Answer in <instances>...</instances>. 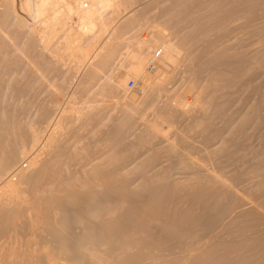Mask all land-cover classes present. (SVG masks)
I'll list each match as a JSON object with an SVG mask.
<instances>
[{
    "label": "rangeland",
    "instance_id": "374dc122",
    "mask_svg": "<svg viewBox=\"0 0 264 264\" xmlns=\"http://www.w3.org/2000/svg\"><path fill=\"white\" fill-rule=\"evenodd\" d=\"M5 1V2H3ZM7 0H2L0 1V62L3 61V63H0V135H6V133L8 134V128L4 126L5 124H8V122L12 119V121H14L13 126L15 125L16 128H20L19 130L21 131V129L23 131H25L24 129L29 128L30 126H32L33 128L37 129L40 136L43 135V137L48 138V136L50 134H54L55 132L59 135V137L57 138V134L55 136V134L52 136L55 141H54V145L55 148H53V146H49V148L46 150V144L45 143V139L41 137L40 139V145H36L34 146V148H29V144H22L23 141L28 143L26 141L25 138H23L22 134H18L20 135V137H16L15 135V140L13 139H8L9 143H11L12 147H15V150H22L23 149V153L18 154L17 158L15 159V163H13V165H10L9 167V172L10 175H12V172L15 170H19L20 168L23 169L22 172L25 170V168L27 169V161L29 159L32 158V155H39L38 160L41 162H49L52 158H50L51 156L53 157L54 154H56L55 159L58 155L59 158L61 159L63 156L65 157L64 159H61L62 163H64L62 165V167H60L61 165L58 164V166L55 164V159L54 161V166H57V168L52 167L53 163H48L50 164L49 166H51L50 172L54 173V174H59L57 173V170L59 172H61V175L59 174V178L60 181H62V183L64 184L65 182L68 181H72L70 178L73 179L72 182H70L73 186L71 188V185L69 187H65L68 188L66 190H63V192L65 191L66 194L67 192L73 191L71 193V195L69 196H64L66 194H62V191L56 192L57 188H49V189H45L48 188L46 187V184L48 185V180L47 179H43L40 181V183H44L43 185L40 184L42 186L44 190L43 194L46 196L53 197L55 196L57 193L61 194L62 198H66L64 200H69V203L66 201L65 204H67V206L65 207L63 205V208L66 210H70L72 209V206L76 205V204H80V207H84L80 208L78 205V207L81 209L82 211V215H84V218H87L86 221H89V223H91V225H97L98 223L100 224L103 220V216H98L97 214H95V210L96 212H100L101 209H103V205H105V207H110L113 208L111 205H115V209H116V214L117 212L121 213L120 208L122 209L123 205L127 208L125 209H129L131 208V205L129 206V204H132L134 202H136L137 200L139 201L138 203L140 204L141 202L145 201V199L148 200H152L155 199L157 200L156 203H159V206L161 208V212H166L163 213L165 214L164 217L167 215V213H169L167 216L170 219H175L176 218V213L179 216H182L181 214H185L186 212H190V209L193 208V213H187L188 217L183 218L182 220H189V221H185V224L190 225L195 231V233H193L194 235H189L191 236L189 241L192 242H186V238L185 240L183 239L182 242L185 241V244L182 243L181 247V243L179 244H175L173 242V240L171 241H167V239L169 237H167V231L166 233H162V231L164 230L165 227H167V222L164 223L163 225H159L160 223H163V221L161 219V217L159 216L156 219V222H153L157 225H154L153 222L149 221L148 223V234L151 235L152 232L156 234H161L162 235H155L153 236V233L151 235V237L153 236L154 238L157 237L160 239H165L164 242H159V249L161 248L163 249L164 254H161L160 257L163 258V256L165 255L164 259H166V261L169 263V261L171 262V264H177L180 263L179 261L177 262L176 260H178L180 258L181 263H184L186 260L185 258L189 257L190 254V247H186V246H191V248H193L195 251L199 253L201 251H205L207 249V247L212 243H216L217 240L218 242L223 240V239H229V237L231 238V233L229 232H233V230H235L236 228V224L238 225V221L239 224L241 222H246L243 221L245 217L249 218V217H255V219H258L260 225H256L254 227V231L257 230L259 228V226L261 227V229L264 228L263 224L264 221L262 220V218H264V205L261 203L262 201H260V199H254L253 197H249L251 196L253 191H256L258 189V187L260 185H263L264 182V165H262V163L264 164V66L262 67V65H264V0H117V3H120L119 6H117L115 8V11L113 9L112 11V6H110L109 8L106 9L107 13H105L106 11H104L103 16L104 18L109 19L108 21L111 23L110 29H114L116 28V30L121 27H125L123 32L119 33L120 35L117 33V36H120V38L122 37L123 40H118L119 43L116 45L118 49L115 50L114 54L116 55L114 58V55L111 56L112 59H110V63L108 64L107 62L105 63V61H107V59L101 60L103 58H100L98 56V58H100V60L97 58L96 61L93 58H96L97 56H93L92 59L86 60V62H84V64H76L75 59L73 60V58L68 57V55H62V58H60V56H55V54L57 52L59 53H64L62 50L63 48V41H62V35H60V30L59 32L56 31V33H53L55 35H52L50 38V41L46 44H51L48 48L49 50H47L48 48L45 47V50H47L46 52L44 51V47L41 46H46V44L43 45V42H41L42 44L40 45V40H38L37 36H35L34 40H38L39 42L36 43L37 46L35 45V41L32 40V34L29 36V34L32 32L33 28L38 27V20L36 17L38 15L37 13V7H39V5L41 6L43 1L42 0H30L31 4L34 6V9L29 10L31 13L29 15V12H26L25 8L23 9V5L22 2L24 0H8L9 4L11 5L9 7V4L6 2ZM127 1V2H126ZM189 1L191 3H189ZM193 1V2H192ZM221 1V2H220ZM248 1V2H247ZM259 3H258V2ZM122 2V3H121ZM124 2V3H123ZM126 2V3H125ZM173 2V3H172ZM180 2V3H178ZM198 2L200 3V5L198 4ZM220 2V3H219ZM230 2V3H229ZM232 2V3H231ZM244 2V3H242ZM246 2V3H245ZM3 3V4H2ZM5 3L8 5H5ZM129 3V4H128ZM176 3V5H174ZM182 3V4H181ZM212 3V5H211ZM216 3V4H215ZM229 3V4H228ZM257 3V5H256ZM135 4V5H134ZM168 4V6H166ZM181 4V5H180ZM219 4V5H218ZM222 4V5H221ZM235 4V5H234ZM237 4V5H236ZM252 4L254 7H252ZM124 5V6H123ZM179 5V6H178ZM187 6L185 8V6ZM193 5V6H192ZM205 5V6H204ZM229 5V6H228ZM241 5V6H239ZM20 6V7H19ZM127 6V7H125ZM177 6V8H176ZM202 6V7H201ZM204 6V7H203ZM214 6V7H213ZM217 6V7H216ZM223 6V7H222ZM233 6V7H232ZM239 6V7H238ZM244 6V7H243ZM259 6V7H258ZM261 6V7H260ZM9 7V8H7ZM125 7V8H123ZM166 7V8H165ZM174 7V8H173ZM182 7V8H180ZM195 7V8H194ZM246 7V8H245ZM252 7V8H251ZM256 7V8H255ZM4 8V9H3ZM185 8V10H184ZM189 8V9H188ZM219 9V12H217V10ZM223 8V9H222ZM251 8V9H250ZM261 8V10H260ZM9 9V10H7ZM110 9V10H109ZM129 9V10H128ZM168 9V10H167ZM181 11H180V10ZM186 9H188V11L186 12ZM211 9V10H210ZM223 11H222V10ZM244 9V10H243ZM249 11H248V10ZM253 9V11H252ZM5 10V12H4ZM109 10V11H108ZM164 10V11H163ZM172 10V11H171ZM198 12H197V11ZM229 10V11H228ZM232 10V11H230ZM238 10V11H237ZM256 10V11H255ZM259 10V11H258ZM11 13H10V12ZM15 11V12H14ZM114 13H112V12ZM170 11V12H169ZM204 11V12H203ZM215 11V12H214ZM228 11V12H226ZM241 11V12H240ZM247 13H246V12ZM3 12V13H1ZM8 12V13H7ZM130 12V13H129ZM137 12V13H136ZM202 12V13H201ZM224 14H223V13ZM232 12V13H230ZM252 12V13H250ZM6 13V14H5ZM14 13V14H13ZM109 13V14H108ZM112 13V14H110ZM168 13V14H167ZM188 16H187V14ZM191 13V14H190ZM222 13V14H221ZM246 13V14H245ZM12 14V15H11ZM107 14V16H106ZM114 14V16H113ZM167 14V15H166ZM219 14V15H218ZM238 14V15H237ZM253 14V15H252ZM262 16H261V15ZM15 15V16H14ZM29 15V16H28ZM109 15H112L109 17ZM116 15V17H115ZM222 15V17H221ZM233 15V16H232ZM249 15V16H248ZM2 16V17H1ZM28 16V18L26 17ZM131 16V17H130ZM135 16V17H134ZM182 16V17H181ZM211 16V17H210ZM218 16V17H217ZM220 16V18H219ZM226 16V17H225ZM253 16V17H252ZM16 17V18H15ZM122 17V18H121ZM129 17V18H128ZM133 17V18H132ZM189 17V18H188ZM215 17V18H214ZM225 17V18H224ZM251 17V18H250ZM260 17V18H259ZM6 18V19H5ZM23 20L22 25L20 23V20ZM27 20H26V19ZM67 18V19H66ZM131 18V21H130ZM170 18V19H169ZM205 18V19H204ZM207 18V19H206ZM214 18V19H213ZM219 18V19H218ZM223 18V19H222ZM248 18V20H247ZM112 19V21H111ZM114 19V20H113ZM216 19V21H215ZM222 19V20H221ZM230 19L232 21H230ZM253 19V20H252ZM255 19V20H254ZM262 19V20H261ZM66 23L63 27L65 28H71L73 30H77L78 28V21L75 17V15H71L70 17L65 16L63 19ZM121 20V21H119ZM128 20V22H127ZM171 20V21H170ZM189 20V21H188ZM192 20V21H191ZM235 20V21H234ZM245 20V21H244ZM10 21V22H9ZM14 21V22H13ZM17 23H16V22ZM25 21H28L27 23ZM114 21V22H113ZM213 21V22H212ZM247 21V22H246ZM252 21V23H251ZM13 22V23H12ZM19 22V23H18ZM220 24H219V23ZM225 22H227L225 24V26L223 25ZM233 22V23H232ZM235 22V23H234ZM239 22V23H238ZM260 22V24H259ZM5 23V24H4ZM29 23V25H28ZM109 23V24H110ZM120 23V24H119ZM127 23V24H126ZM156 25H155V24ZM180 23V24H179ZM205 23V24H202ZM212 23V24H211ZM218 23V24H215ZM257 23H258V27H257ZM263 23V25H261ZM27 24V25H26ZM35 24V25H34ZM126 24V26H125ZM152 24V25H151ZM169 24V25H168ZM215 24V26H214ZM254 24V25H253ZM115 25V26H114ZM121 26L119 28H117L118 26ZM129 25V26H128ZM177 25V26H176ZM189 25V26H188ZM211 25V26H210ZM217 25V26H216ZM220 25V27H219ZM223 25V26H221ZM236 25V26H234ZM244 25V26H243ZM256 25V27H255ZM260 25V26H259ZM8 26V27H7ZM36 26V27H35ZM150 26V27H149ZM197 26V27H196ZM214 26V27H213ZM228 26V27H227ZM108 27V28H109ZM115 27V28H114ZM142 27V28H141ZM158 27L159 31L156 30ZM225 27V28H224ZM240 27V28H239ZM251 27V28H250ZM252 27H255L254 29ZM17 28V29H16ZM25 28V29H24ZM53 28L55 30V26L50 27ZM128 28V29H127ZM133 28V29H132ZM145 28V29H144ZM147 28V29H146ZM207 28V29H206ZM212 28V29H211ZM233 28V29H232ZM237 28V29H236ZM243 28V29H242ZM261 28V29H260ZM7 29V30H6ZM13 29V30H12ZM30 29V30H29ZM32 29V30H31ZM60 29V28H59ZM126 29V30H125ZM157 32H161L160 34L162 35V39L167 41L168 43H170L172 46H174L176 49L175 50V55H177V57H175L174 61L170 60V59H166L164 58V47L160 44L161 41L158 42V44H153L151 42V40L149 41L151 35L153 34V32H155V30ZM217 29V30H216ZM252 29V31H251ZM260 29V30H259ZM6 30V31H5ZM18 30V31H17ZM20 30V31H19ZM23 30V31H22ZM29 30V32H28ZM117 30V32H118ZM154 30V31H153ZM164 30V31H163ZM179 30V31H178ZM213 30V31H212ZM237 30V31H236ZM258 30V31H257ZM2 31V32H1ZM109 29L108 32L106 31L105 33H103V38L101 40H105L107 39L108 35H109ZM113 31V30H111ZM132 31V32H131ZM135 31V32H134ZM137 31V32H136ZM191 31V32H190ZM263 31V32H262ZM16 32V33H14ZM18 32V33H17ZM126 32L124 35H129L131 38L133 37V39H128L125 38L126 36H121V33ZM181 32V34H180ZM207 32V33H206ZM218 32V33H217ZM220 32V33H219ZM235 32V33H234ZM7 33V34H6ZM10 33V35H9ZM22 33V34H21ZM29 33V34H28ZM62 33V32H61ZM186 33V34H185ZM190 33V34H189ZM216 33V35H215ZM234 33V34H233ZM12 34V35H11ZM15 37H14V35ZM25 34V35H24ZM167 34V35H166ZM177 34V35H176ZM180 37H179V35ZM189 34V35H188ZM213 34V36H212ZM223 34V35H222ZM7 35V36H6ZM139 35V36H138ZM166 35V36H165ZM169 35V36H168ZM222 35V36H221ZM12 36V37H11ZM19 36V37H18ZM26 36V37H25ZM55 36V37H54ZM62 36V37H61ZM139 39H138V37ZM187 36V37H186ZM197 36V37H196ZM217 36V37H216ZM221 36V37H220ZM57 37V38H56ZM102 37V34H101ZM144 37V39H143ZM181 37L184 39L180 40ZM255 37V38H254ZM8 39L6 41V39ZM17 38V39H16ZM24 38V39H23ZM31 38V39H30ZM54 38V39H53ZM141 38V39H140ZM148 38V39H147ZM192 40H191V39ZM214 38V39H213ZM231 40H230V39ZM5 39V40H4ZM53 39V40H52ZM56 39V40H55ZM127 39V40H126ZM138 39V45H141V43H143V41L148 42V43H143L146 45L143 47H141L142 52L145 54V58L147 60H145V62L142 64V69H139L138 74L133 73L132 70L129 68L131 67L130 64L133 63L134 58L131 57V55L136 52L135 49H137L136 44L131 45V42H137ZM143 39V41H142ZM189 39V40H188ZM213 39V40H211ZM12 42H11V41ZM23 40V41H22ZM28 40V43L26 42ZM30 40V41H29ZM52 40V42H51ZM62 43H61V41ZM127 43H126V41ZM142 42H141V41ZM147 40V41H146ZM194 40V41H193ZM216 40V41H215ZM227 40V41H226ZM234 40V41H233ZM15 41V42H14ZM32 41H34V47L31 46L32 48H34L35 50H33L31 47L28 48L29 44L33 43ZM54 41V42H53ZM100 41L97 45L99 47H94V51H98L101 45H99L101 42ZM120 41H125L124 43L120 42ZM130 43H129V42ZM175 41V42H174ZM180 41H182L181 43H185L181 44ZM193 43H191V42ZM231 41V42H230ZM6 42V43H5ZM10 42V43H9ZM21 42V43H20ZM31 42V43H30ZM37 42V41H36ZM135 42V43H136ZM196 42V43H194ZM221 42V43H220ZM4 43V44H3ZM8 43V44H7ZM23 43V44H22ZM56 43V44H55ZM125 43L127 44V46L125 45ZM132 43V44H133ZM151 43V45H150ZM174 43V44H173ZM181 45H180V44ZM187 43V44H186ZM190 43V44H189ZM220 43V44H219ZM3 44V45H2ZM11 44V45H10ZM60 44V45H57ZM130 44V45H129ZM193 44V45H192ZM58 48H57V46ZM155 47H154V46ZM161 45V46H160ZM208 45V47H207ZM218 45V46H217ZM5 46V47H4ZM16 46V47H15ZM27 46V48H26ZM59 46H62V48ZM119 46V47H118ZM131 46V47H130ZM183 46V47H182ZM9 47V48H8ZM18 47V48H17ZM25 47V48H23ZM125 47V48H124ZM130 47V48H129ZM3 48V51H2ZM7 48V49H6ZM43 48V49H42ZM113 48V47H112ZM110 50H113V49ZM153 52H152V50ZM157 48V49H156ZM163 48V50H162ZM222 48V49H221ZM227 48V49H226ZM6 49V51H5ZM29 49V50H28ZM42 49V50H41ZM57 49V52L55 51ZM61 51H59V50ZM120 49V50H119ZM125 49V50H123ZM130 49V50H129ZM144 49V50H143ZM155 49V50H154ZM183 49V50H182ZM207 49V50H206ZM225 51H224V50ZM14 50V51H13ZM22 54H21V52ZM23 50V51H22ZM33 50V51H32ZM43 52H41V51ZM133 50V51H132ZM138 50V49H137ZM147 50V51H146ZM182 50V51H181ZM192 50V51H191ZM229 52H228V51ZM251 50V51H250ZM19 51V52H18ZM26 51H30L31 54H33L32 56L30 55V53L26 52ZM150 51V52H148ZM179 51V52H178ZM186 51V52H185ZM206 51V52H205ZM222 51V52H221ZM224 51V52H223ZM249 51V52H248ZM110 53V51H108ZM164 52V53H163ZM202 52V53H201ZM210 52V53H209ZM236 52V53H235ZM12 53V54H11ZM17 54L16 56L18 58H16L15 54ZM24 53V54H23ZM29 54V55H26ZM49 53V54H47ZM55 53V54H54ZM119 53V56L117 58V54ZM150 53V54H149ZM186 55H185V54ZM201 53V54H200ZM204 53V54H203ZM213 53V54H212ZM219 53V54H218ZM18 54L20 56H18ZM163 56H162V55ZM189 54H191L189 56ZM225 54V55H223ZM229 56H227V55ZM258 54V55H257ZM263 54V55H262ZM38 55V56H37ZM42 57H41V56ZM148 55V56H147ZM179 55V56H178ZM215 55V56H214ZM2 56V57H1ZM11 59L8 60V58L6 59V57ZM55 56V57H53ZM66 56V57H64ZM107 56V55H106ZM158 56V57H157ZM182 56V57H181ZM198 56V57H197ZM201 56V57H200ZM205 56V57H204ZM227 56V57H226ZM233 56V57H232ZM262 56V57H261ZM25 57L28 59H25ZM38 57V58H37ZM51 57V58H50ZM125 57V58H124ZM149 57V58H148ZM152 57V58H151ZM161 57H163L161 59ZM200 57V58H199ZM216 57V60H215ZM222 57V58H221ZM248 57V58H247ZM252 59H251V58ZM257 57V58H256ZM1 58H3L1 60ZM13 58L16 60H13ZM24 58V59H23ZM53 58V60H52ZM55 58V59H54ZM65 58V59H64ZM130 58V59H129ZM206 58V59H205ZM19 59V60H18ZM30 59V60H29ZM39 59V60H38ZM64 59V60H63ZM68 59V60H67ZM116 59V60H114ZM117 59H119V61H117ZM127 59V60H126ZM132 59V60H131ZM180 59V60H179ZM188 59V61H187ZM190 59V60H189ZM233 59V60H232ZM236 59V60H235ZM257 61H256V60ZM18 60V61H17ZM21 60V61H20ZM23 60V61H22ZM38 60V61H37ZM63 60V61H62ZM112 60V61H111ZM121 60V61H120ZM126 60V61H125ZM130 60V61H129ZM162 60V61H161ZM167 60V62H166ZM201 60V61H200ZM204 60V61H203ZM215 60V61H214ZM260 60V61H259ZM8 61H14L12 62H8ZM16 61V62H15ZM20 61V62H19ZM31 61V63H30ZM54 61V63L52 62ZM68 61V62H67ZM71 64H70V62ZM94 65H93V62ZM100 61V62H99ZM101 61L103 63H105L106 65H102L99 67V63H101ZM127 61H129V65L127 64ZM161 61V62H159ZM184 61V62H183ZM186 61V62H185ZM194 61V62H193ZM209 61V62H208ZM214 61V62H213ZM243 61V62H242ZM251 61V62H250ZM263 61V62H262ZM19 62V63H18ZM26 62V63H25ZM75 62V63H74ZM98 62V63H97ZM132 62V63H131ZM165 62V63H164ZM191 65L190 66V63ZM210 64H208V63ZM218 62V63H217ZM237 62V63H236ZM253 62V63H252ZM261 62V63H260ZM8 63V64H7ZM9 63L11 65H9ZM17 63V64H16ZM51 63V64H50ZM92 63V65H91ZM167 63V65L165 66V64ZM199 63V65H198ZM242 63V64H241ZM263 63V64H262ZM4 64V65H3ZM25 64V66L23 65ZM27 64V65H26ZM76 64V66H75ZM95 64H98V68L97 65L95 67ZM114 64V65H113ZM116 64V65H115ZM122 64H127L122 65ZM146 64V66H145ZM185 64V65H184ZM187 64V67H186ZM189 64V65H188ZM197 64V65H196ZM207 64V65H204ZM217 64V65H216ZM259 64V65H257ZM14 65V66H13ZM22 65V66H21ZM52 67H51V66ZM56 65V66H53ZM69 65V66H68ZM75 67H74V66ZM111 65V66H110ZM119 65V66H117ZM122 65V66H120ZM196 65V66H195ZM209 65V66H208ZM213 65V66H212ZM10 66V67H9ZM48 66V67H47ZM81 68H80V67ZM88 66V67H87ZM90 66V67H89ZM104 69H103V67ZM110 68H109V67ZM129 66V67H127ZM144 66V67H143ZM185 66V67H184ZM190 66V67H189ZM205 66V67H204ZM220 66V67H219ZM2 67V68H1ZM9 67V69H8ZM15 67V68H14ZM26 67V68H25ZM37 67V68H36ZM84 67H87V69ZM94 67L96 70H94ZM118 67V68H117ZM166 67V68H165ZM192 67V68H191ZM258 67V68H257ZM18 68V69H17ZM40 68V69H39ZM67 68V69H66ZM75 68V69H74ZM80 68V69H78ZM83 68V69H82ZM91 68V69H90ZM102 68V69H101ZM109 68V69H108ZM144 68V69H143ZM156 68V69H155ZM207 68V69H206ZM209 68V69H208ZM212 68V69H211ZM7 69V71H6ZM35 69V70H34ZM43 69V70H42ZM53 69V70H52ZM70 69V71H69ZM83 71H82V70ZM88 69L89 72L92 70V72H90V75L88 73ZM99 69V70H98ZM101 69V70H100ZM126 69V70H124ZM214 69V70H213ZM238 69V70H237ZM31 70V71H30ZM60 70V71H59ZM79 70V71H78ZM109 70H111L110 72H108ZM116 70V71H115ZM129 70V71H128ZM155 70V71H154ZM158 70V72H157ZM185 70V71H184ZM188 70V72H187ZM192 70V71H191ZM194 70V71H193ZM208 70V71H206ZM3 71V72H2ZM24 71V73H23ZM28 73H26V72ZM75 73H74V72ZM94 71H100L104 73L99 74L97 72ZM149 71V72H148ZM205 71V72H204ZM2 72V73H1ZM33 72V73H32ZM122 72V73H121ZM129 74H128V73ZM146 72V73H145ZM151 72V73H150ZM157 72V73H156ZM164 72V73H163ZM187 72V75L186 73ZM191 72V73H190ZM26 73V75H25ZM30 73V74H29ZM82 73V74H81ZM107 73V74H106ZM112 73V74H110ZM118 73V74H117ZM126 73V74H125ZM133 73V74H132ZM144 73V74H143ZM213 73L215 75V77L213 76ZM221 75H220V74ZM33 74V75H32ZM37 74V75H36ZM60 74V75H59ZM65 74V75H64ZM77 74V75H74ZM80 74V75H79ZM99 74V76H98ZM151 74V75H150ZM162 74V75H161ZM190 74V75H189ZM209 74V75H208ZM218 74V75H217ZM232 74V75H231ZM235 74V75H234ZM82 75V76H81ZM91 78H89L88 77ZM94 75V76H93ZM122 75V76H121ZM127 75V77H126ZM145 75H149L147 78ZM189 75V76H188ZM205 75V78H204ZM211 75V76H210ZM228 75V76H227ZM7 76V78H6ZM75 76V77H74ZM86 76V77H85ZM93 76V79H92ZM97 76V77H96ZM101 76V77H100ZM104 79H103V77ZM117 76H119L120 78H118ZM143 76V77H142ZM153 79H152V77ZM162 76V77H161ZM194 76V77H193ZM224 76V78H223ZM17 77V78H16ZM80 77V78H79ZM84 79H82V78ZM100 77V78H99ZM108 77V78H107ZM115 77H117V79H115ZM155 77V78H154ZM193 77V78H192ZM199 77V78H198ZM209 77V79H208ZM221 77V78H220ZM231 77V78H230ZM4 78V79H3ZM96 78V79H95ZM99 78V79H98ZM116 80L117 84V89H116V83L114 85L115 88H111L113 89H109V86H105L103 84H105L108 79L110 82L114 83V79ZM146 79L145 80H143ZM235 78V79H234ZM79 79V80H78ZM103 81H101V80ZM107 79V80H105ZM159 82V87H158V83ZM160 79V80H159ZM200 80V81H197ZM214 79V80H213ZM8 80V81H7ZM84 80V81H83ZM90 80V81H88ZM93 80V81H92ZM95 80V81H94ZM97 80V81H96ZM100 80V83H98L97 85H93L96 82H98ZM124 80V81H123ZM142 80V81H141ZM153 80L155 82H153ZM207 80V81H206ZM213 82H212V81ZM235 80V81H234ZM78 81V82H77ZM82 81V82H81ZM119 81V82H118ZM122 81L124 83H122ZM152 81V82H151ZM169 81V82H168ZM192 81H194V83H192ZM197 81V82H196ZM216 81V83L214 82ZM5 82V83H4ZM9 82V83H8ZM77 82V83H76ZM86 82V83H85ZM89 82V83H88ZM102 82V83H101ZM107 82V83H108ZM110 82V84H112ZM135 82V83H134ZM145 82V84H144ZM148 82V83H147ZM150 82V83H149ZM165 82V83H164ZM204 82H205V86H204ZM219 82V83H218ZM226 82V83H225ZM106 83V84H107ZM147 83V84H146ZM155 83V85H154ZM157 83V85H156ZM189 83V84H188ZM214 83V84H213ZM224 83V84H223ZM77 84V85H75ZM100 84V85H99ZM106 89V91H103V87ZM105 84V85H106ZM157 88H154V86ZM213 84V85H212ZM217 84V85H216ZM221 84V85H220ZM235 84V85H234ZM50 85V88H49ZM62 87H61V86ZM74 85V86H72ZM86 85V86H85ZM140 85V87H139ZM148 85V86H147ZM165 85V86H164ZM203 85V86H201ZM234 85V86H232ZM55 86V87H54ZM65 86V87H64ZM67 86V87H66ZM70 86V87H69ZM79 86V89L77 88ZM84 86V87H83ZM95 86H97L95 88ZM163 86V87H162ZM168 86V87H167ZM170 86V87H169ZM190 86V87H189ZM192 86V87H191ZM194 86L196 88H194ZM214 86V87H213ZM7 87V88H6ZM54 87V88H53ZM60 87V88H59ZM82 87V88H81ZM89 87V89H88ZM93 87V88H92ZM108 87V88H107ZM120 89H119V88ZM153 89H152V88ZM206 87V88H205ZM221 87V89H219ZM28 88V89H27ZM57 88V89H56ZM62 88V89H61ZM73 88V89H72ZM91 88V89H90ZM102 88V89H101ZM151 91H150V89ZM192 88V89H191ZM201 90H200V89ZM205 88V89H204ZM210 88V89H209ZM216 88V90H215ZM55 89V90H54ZM77 89V90H76ZM86 89V90H85ZM104 89V90H105ZM108 89V90H107ZM116 89V90H115ZM122 89V90H121ZM140 89V90H139ZM149 89V91H148ZM224 89V90H223ZM9 90V91H8ZM66 90V91H65ZM91 94H90V91ZM99 90V91H98ZM109 90L110 93H109ZM120 90V91H119ZM158 90V91H157ZM164 90V91H163ZM166 90V91H165ZM168 90V91H167ZM227 90V91H225ZM54 91V94H52V92ZM102 91V92H101ZM144 91V92H143ZM160 91V92H159ZM201 94H200V92ZM222 91V92H221ZM232 91V92H231ZM83 92V94H82ZM105 92V94H104ZM121 92V94H120ZM123 92V94H122ZM125 92V94H124ZM149 96H148V94ZM157 92V94H156ZM165 92V94H164ZM168 97H165L167 96ZM170 92V94H169ZM172 92V94H171ZM218 92V93H217ZM29 93V94H28ZM49 94L52 96H49ZM60 94V95H59ZM64 94V97H63ZM70 94V95H69ZM80 94V95H79ZM88 94V96H87ZM98 94V95H97ZM103 94V95H102ZM107 94V95H106ZM136 94V95H135ZM163 94V95H162ZM199 94V95H198ZM25 95V96H24ZM93 98H92V96ZM109 95V96H108ZM116 95V96H115ZM122 95V96H120ZM134 95V96H133ZM141 95V96H140ZM171 95V96H170ZM198 95V96H197ZM227 95V96H226ZM45 96V97H44ZM48 96V97H47ZM62 96V97H61ZM69 96V97H68ZM81 96V97H80ZM100 96V97H99ZM105 96V97H104ZM115 96V98L113 97ZM160 96V97H159ZM197 96V98H196ZM200 96V98H198ZM226 96V97H225ZM43 97V99H42ZM61 97V98H60ZM87 97V99H85ZM119 97V99H118ZM158 98L159 100L155 99ZM171 97V98H170ZM50 98V99H49ZM58 98V99H57ZM70 100H69V99ZM81 98V99H80ZM90 98V99H89ZM111 98V99H110ZM131 98V99H129ZM141 98V99H140ZM148 98V99H147ZM221 98V99H220ZM223 98V99H222ZM21 99V100H20ZM26 99V100H25ZM52 99V100H51ZM84 99L86 100V102L84 101ZM98 103H97V101ZM114 99V100H113ZM144 99V100H143ZM146 99V100H145ZM153 99V100H152ZM162 101H161V100ZM166 99V100H165ZM170 99V100H169ZM31 100V102H29ZM60 100V101H59ZM79 100V101H78ZM118 100V101H117ZM123 105H121L122 103ZM126 100V101H125ZM141 100V101H140ZM151 100V101H150ZM177 100V101H176ZM187 100V101H186ZM53 101V102H51ZM55 101L56 104H59L58 102H60L59 105L55 106ZM90 101V102H89ZM112 101V102H111ZM130 102V105H133L131 108L132 111H129L130 114H128V112H125L124 109V103H128ZM138 101V103H137ZM144 101V102H143ZM153 101V103H152ZM168 101V102H167ZM176 101V102H175ZM179 101V103H178ZM194 101V102H192ZM37 102V103H36ZM77 102V103H76ZM79 102L81 104H79ZM96 102V103H95ZM101 102V103H100ZM103 102L105 105H103ZM133 102V103H132ZM135 102V103H134ZM175 102V103H174ZM181 102H183L182 104L184 105V109H182V105ZM185 102V103H184ZM189 102V103H188ZM200 102V103H199ZM214 102V104L212 103ZM240 102V103H239ZM19 103V104H18ZM30 104L29 105H27ZM46 103V104H45ZM54 103V105H53ZM68 103V104H67ZM70 103V104H69ZM132 103V104H131ZM142 103V104H141ZM147 103V104H146ZM154 103L155 106H154ZM162 103H164L162 105ZM168 103V105L166 104ZM194 105H193V104ZM213 105H212V104ZM229 103V104H228ZM23 106H22V105ZM39 104V105H38ZM41 104V105H40ZM48 104V105H47ZM95 104V106H94ZM100 104V105H99ZM120 104V105H119ZM139 104V105H138ZM172 104V105H170ZM189 104V105H188ZM200 104V105H199ZM211 104V105H210ZM236 104V105H234ZM67 107L64 108L62 106ZM75 105V106H74ZM77 105V106H76ZM84 105V107L81 108V106ZM91 105H93L91 107ZM116 105V106H115ZM119 105V106H117ZM151 105V106H150ZM167 105V108L164 106ZM181 105V107H179ZM190 108H188L187 106ZM224 105V106H222ZM19 106V108H18ZM29 106V108H28ZM49 106V107H48ZM69 106V107H68ZM80 106V107H79ZM99 106V107H98ZM123 106V108L121 107ZM159 106V108L157 107ZM164 106V108H163ZM169 106V107H168ZM191 106V107H190ZM202 106V107H201ZM19 110H16L17 108ZM23 107V108H22ZM39 107V108H38ZM45 107V108H44ZM58 107V109H57ZM61 107V108H60ZM98 107V108H97ZM104 107V108H103ZM117 107V110L114 109ZM135 107V108H133ZM137 107V109H136ZM156 107V108H155ZM161 107V108H160ZM171 107V108H170ZM174 107V109H173ZM196 107V108H195ZM206 107V108H205ZM227 107V108H226ZM32 108V109H31ZM35 108V109H34ZM43 110H42V109ZM52 108V109H51ZM85 111H84V109ZM109 108V109H108ZM113 108V110H112ZM142 110H141V109ZM170 108V110H168ZM179 108V109H178ZM181 108V110H180ZM188 110H187V109ZM202 108V110H201ZM211 108V109H210ZM21 109V110H20ZM26 109V110H25ZM45 109V110H44ZM64 109V110H63ZM66 109V110H65ZM77 111H76V110ZM91 109V110H90ZM96 109V111H95ZM104 109V110H101ZM108 109V110H107ZM136 109V110H135ZM147 109V110H146ZM150 112H149V110ZM152 109V110H151ZM155 109V110H154ZM158 109V110H157ZM162 109V110H161ZM198 109V110H196ZM208 109V110H207ZM222 109V110H221ZM224 109V110H223ZM3 113H2V111ZM5 110V111H4ZM11 110V112H10ZM36 110H38V112H36ZM48 110V111H47ZM71 110V111H69ZM75 110V111H74ZM79 110V111H78ZM89 112H88V111ZM122 110V111H121ZM146 110V111H145ZM165 110V112L167 113H163V111ZM185 112H183V111ZM187 110V111H186ZM197 112H196V111ZM206 110V111H205ZM214 113H213V111ZM216 110V111H215ZM20 111V112H18ZM28 111V112H27ZM42 113H41V112ZM63 111V112H62ZM94 111V112H92ZM135 111V112H134ZM142 111V112H141ZM156 111V112H154ZM168 111H173L174 113H169ZM183 113H182V112ZM194 111V112H193ZM201 111V112H199ZM221 111V112H220ZM6 112V115L5 113ZM25 114H24V113ZM30 112V113H29ZM52 112V113H50ZM54 112V113H53ZM61 112V113H60ZM70 112V113H69ZM72 112V113H71ZM81 112V113H80ZM105 112V113H104ZM114 112V113H113ZM123 112V113H122ZM132 112V113H131ZM160 112V113H159ZM188 112V113H187ZM193 112L194 116L192 115ZM199 112V113H198ZM206 112V113H205ZM209 112V113H208ZM218 112V113H217ZM2 113V114H1ZM14 113V114H13ZM37 113V114H36ZM45 113V114H44ZM66 115H64V114ZM83 113V114H82ZM93 113V114H92ZM109 113L111 115H109ZM146 113V116L150 119H148L144 114ZM186 113V114H185ZM205 115H204V114ZM4 114V115H3ZM8 114V115H7ZM13 114V115H12ZM49 114V115H48ZM60 114L61 117H60ZM76 114V115H75ZM86 114V115H85ZM88 114V115H87ZM95 114V115H94ZM104 116H103V115ZM122 114V115H121ZM143 114V115H142ZM167 114V115H166ZM170 114V116H169ZM174 114V115H173ZM197 114V115H196ZM216 114V115H215ZM220 114V115H219ZM3 115V116H2ZM15 115V116H14ZM29 115V116H27ZM38 115V116H37ZM46 115V116H45ZM81 115V116H80ZM92 115V116H90ZM114 115V116H113ZM142 115V116H141ZM165 115V116H163ZM192 115V117L190 116ZM199 115V116H198ZM201 115V116H200ZM207 115V116H206ZM8 116V117H7ZM14 116V117H13ZM38 118H35V117ZM55 116V117H54ZM68 116V117H67ZM102 116V117H101ZM119 116V117H118ZM124 116V117H123ZM131 116V117H128ZM135 116V117H134ZM145 116V117H143ZM157 116V117H156ZM169 118H167V117ZM172 116V117H171ZM186 116V117H183ZM190 116V117H189ZM197 116V117H196ZM203 116V117H202ZM227 116V117H226ZM27 117V118H25ZM31 117V118H30ZM53 117V118H52ZM71 117V119H70ZM85 117V118H84ZM91 117V118H89ZM100 117V118H99ZM107 117V118H106ZM113 117V118H112ZM124 121H122L123 119ZM156 117V118H155ZM171 117V118H170ZM181 117V119H180ZM188 117V118H187ZM200 117V118H199ZM212 117V118H211ZM219 117V118H218ZM221 117V118H220ZM11 118V119H10ZM35 118V119H34ZM42 118V119H41ZM59 118V119H58ZM65 118V119H63ZM77 118V121H76ZM94 118V119H92ZM99 118V119H98ZM144 118V119H143ZM154 118V119H153ZM166 118V119H164ZM183 118V119H182ZM191 118V119H190ZM194 118V119H193ZM7 119V120H6ZM37 119V120H36ZM45 119V120H44ZM103 119V121H102ZM107 121H106V120ZM132 119V120H131ZM159 121H158V120ZM172 119V120H171ZM202 119V120H201ZM204 119V120H203ZM228 119L230 121H228ZM5 120V121H4ZM34 120V122L32 121ZM67 120V121H66ZM71 120V121H70ZM82 120V121H81ZM89 120V121H88ZM93 120V121H92ZM99 120V121H98ZM152 120V121H151ZM170 120V121H169ZM181 120V121H180ZM187 120V121H186ZM253 120V121H252ZM38 121V122H37ZM62 121V122H61ZM66 121V122H65ZM86 121V122H85ZM141 123V124H139ZM142 121V122H141ZM174 124H172V122ZM175 121V122H174ZM210 121V122H209ZM7 122V123H5ZM33 122V123H32ZM42 122V123H41ZM57 122V123H56ZM70 122V123H69ZM79 122V123H77ZM82 122V123H81ZM88 122V123H87ZM120 122V124H119ZM123 122V123H122ZM125 122V123H124ZM137 122V123H136ZM151 122V123H150ZM182 122V123H181ZM208 122V123H207ZM213 122V123H212ZM5 123V124H4ZM17 123V124H16ZM20 123V124H19ZM48 123V124H47ZM81 123V124H80ZM95 123V124H94ZM135 123V125H134ZM143 123V124H142ZM164 123V124H163ZM195 123V124H194ZM198 123V125H197ZM203 123V124H202ZM223 123V124H222ZM235 123V124H234ZM24 124V125H22ZM30 124V125H29ZM60 124V126H59ZM85 124V125H84ZM91 124V126H90ZM106 124V125H105ZM114 124V125H113ZM118 124V125H117ZM123 124V126H122ZM139 124V125H137ZM160 124V125H159ZM171 124V126H170ZM188 124V125H186ZM201 124V125H200ZM213 124V125H212ZM229 124V125H228ZM233 124V125H232ZM22 125V126H21ZM50 125V126H49ZM55 125V126H54ZM65 125V127H64ZM78 125V126H77ZM80 125V126H79ZM99 125V126H98ZM102 125V126H101ZM128 125V126H127ZM142 125V126H141ZM146 125V126H145ZM153 127H152V126ZM154 125H157L156 127ZM184 125V126H183ZM186 125V126H185ZM240 125V126H239ZM25 126V127H24ZM44 126V128H43ZM57 126V127H56ZM77 126V128H76ZM107 126V127H106ZM118 126V128H117ZM122 126V127H121ZM131 126V127H129ZM135 126V127H134ZM137 126V127H136ZM141 126V127H140ZM159 126V127H158ZM165 126V127H164ZM169 126V128H168ZM191 126H196L194 127H190ZM228 126V127H227ZM233 126V128H232ZM243 126V127H242ZM5 129H2V128ZM23 127V128H21ZM31 127V128H32ZM52 127V128H51ZM56 127V128H54ZM84 127V129H83ZM147 129H146V128ZM155 127V128H154ZM158 127V128H157ZM174 127V128H173ZM184 127V128H183ZM189 127V128H188ZM198 127V128H197ZM202 127V128H201ZM210 127V128H209ZM215 127V128H214ZM224 127V128H223ZM226 127V128H225ZM65 128V129H64ZM87 128V130H86ZM98 128V130L101 132H99L98 130L96 131V129ZM132 128V129H131ZM139 128V130H138ZM160 128V129H159ZM165 128V129H163ZM168 128V129H167ZM196 128V129H195ZM209 128V129H208ZM223 128V129H222ZM232 128V129H231ZM54 129V130H52ZM80 129V130H78ZM120 132H117L118 130ZM121 129V130H120ZM127 129V130H126ZM131 129V130H130ZM142 129V130H141ZM152 129V130H151ZM156 129V130H155ZM163 129V130H162ZM171 129V130H170ZM175 131H172L174 130ZM184 129V130H183ZM188 129V130H186ZM200 131H199V130ZM231 129V131H230ZM235 131H232V130ZM18 130V131H19ZM51 130V131H50ZM58 130V132H57ZM61 130V131H60ZM86 132H85V131ZM111 130V131H110ZM142 132H141V131ZM154 130V131H153ZM158 130V131H157ZM160 130V132H159ZM178 130V131H177ZM192 130V132H190ZM226 130V131H225ZM244 130V131H243ZM21 131V132H23ZM148 134H147V132ZM151 131V132H150ZM156 131V132H155ZM165 131V132H164ZM172 131V132H171ZM195 131V132H194ZM202 131V132H201ZM213 131V132H212ZM218 131V132H217ZM51 132V133H50ZM54 132V133H52ZM62 132V133H61ZM96 132V133H95ZM111 132V133H110ZM137 132V133H136ZM159 132V134H158ZM176 132V133H175ZM181 132V133H180ZM227 132V133H226ZM232 132V133H231ZM246 132V133H245ZM50 133V134H48ZM86 135H85V134ZM101 137H100V135ZM130 133V135H129ZM132 133V134H131ZM141 133V134H140ZM144 133V134H143ZM159 135V136H157ZM162 133V134H161ZM191 133V134H189ZM203 133V134H202ZM213 133V134H212ZM220 133V135H219ZM230 133V134H229ZM243 133V134H242ZM78 134V135H77ZM81 134V136H80ZM107 134V135H106ZM119 134V135H118ZM136 134V135H135ZM140 136H139V135ZM175 134V135H174ZM179 134V135H178ZM181 134V136H180ZM189 134V135H188ZM229 134V135H228ZM247 134V135H246ZM85 135V136H83ZM92 135V136H91ZM94 135V136H93ZM104 135V137H102ZM111 135V136H110ZM122 135V136H121ZM138 135V138H137ZM170 135V136H169ZM197 135V136H196ZM216 135V136H215ZM246 135V136H245ZM61 136V137H60ZM87 136V137H86ZM91 136V137H90ZM98 136V137H95ZM134 136V138L132 137ZM144 136V137H143ZM155 136V137H154ZM178 136V137H177ZM179 136H180V140H179ZM189 136V137H188ZM192 136V137H190ZM194 136V137H193ZM219 136V138H217ZM230 136V137H229ZM242 136V137H241ZM13 137V136H12ZM9 136V138H12ZM50 137V136H49ZM109 137V138H107ZM114 137V138H113ZM118 137V138H117ZM136 137V139H135ZM142 137L144 139H142ZM149 137V139H148ZM163 137V138H162ZM213 137V138H212ZM226 137V138H225ZM16 138L18 140H16ZM58 140H57V139ZM107 138V139H105ZM114 140H113V139ZM125 138V139H124ZM141 140H140V139ZM154 138H156L154 140ZM158 138V139H157ZM163 140H161V139ZM169 138V139H168ZM173 138V139H172ZM183 138V139H181ZM217 138V139H216ZM228 138H232V139H228ZM241 138V139H240ZM22 139V140H21ZM44 139V140H42ZM112 139V140H111ZM127 139V140H126ZM134 139V140H133ZM148 140V142L146 140ZM168 139V140H167ZM191 139V140H190ZM199 141H196V140ZM224 139V140H223ZM239 139V140H238ZM245 139V140H244ZM42 140V141H41ZM98 140V142H97ZM103 142H101V141ZM104 140V141H103ZM123 140V141H122ZM139 140V141H138ZM175 140V141H174ZM222 140V141H221ZM231 140V141H230ZM12 141V142H11ZM58 141V142H56ZM107 141V142H106ZM142 143H141V142ZM146 143H145V142ZM179 141V142H178ZM181 141V143H180ZM227 141V142H226ZM237 141V142H236ZM22 142V143H21ZM63 142V145H62ZM64 142L66 144H64ZM118 142V143H117ZM122 142H124L122 144ZM144 142V143H143ZM154 142V143H153ZM159 142V144H158ZM173 142V143H172ZM195 142V143H193ZM204 142V143H203ZM226 142V143H225ZM233 142V143H232ZM102 143V144H101ZM129 143V144H127ZM133 143V144H132ZM196 143H198L196 145ZM22 144V145H21ZM59 144V145H57ZM61 144V145H60ZM106 144V145H105ZM153 144V145H151ZM161 144V145H160ZM174 145L172 147V145ZM178 144V145H176ZM24 145V147H23ZM45 145V147L43 146ZM102 145V146H101ZM132 145V146H131ZM135 145V146H134ZM145 145V147H144ZM147 145V146H146ZM148 145H150L148 147ZM163 145V146H162ZM167 145V146H166ZM169 145V148H168ZM183 145V147H182ZM185 145V146H184ZM208 145V146H207ZM226 145V146H225ZM238 145V146H237ZM19 146V147H18ZM58 146V148H56ZM73 146V148H72ZM98 146V147H97ZM156 146V147H155ZM179 146V147H178ZM192 146V147H191ZM194 146V147H193ZM199 146V147H198ZM203 146V147H202ZM23 147V148H22ZM42 147H44V149H42ZM75 147V148H74ZM125 147V148H124ZM133 147V148H132ZM182 147V148H181ZM190 147V148H189ZM208 147V148H207ZM222 147V148H221ZM224 147V149H223ZM226 147V148H225ZM40 148V149H39ZM53 148V149H52ZM62 148V149H61ZM72 148V149H71ZM102 148V149H101ZM114 148V150H113ZM157 148V149H156ZM166 148V149H165ZM168 148V149H167ZM175 148V150H174ZM179 148V149H178ZM193 148V149H192ZM211 148V149H210ZM214 148V149H213ZM39 149V150H38ZM75 149V150H74ZM77 149V150H76ZM86 149V150H85ZM145 149V150H144ZM148 149V150H147ZM152 149V151H151ZM162 149V151H161ZM166 151H165V150ZM188 149V151H187ZM26 150V151H24ZM37 150V151H36ZM41 150V152H40ZM49 150V153L46 152ZM56 150V151H53ZM119 150V151H118ZM122 150V152H121ZM127 150V151H126ZM164 150V151H163ZM182 150V151H181ZM193 150V151H191ZM215 150V151H214ZM36 151V152H35ZM44 151V152H43ZM86 151L88 152V154L86 153ZM94 151V152H93ZM107 151V152H106ZM127 153H126V152ZM150 151V152H149ZM173 151V152H172ZM181 151V152H180ZM184 151V152H183ZM186 151V152H185ZM214 151V152H212ZM242 151V152H241ZM39 154H38V153ZM52 152V153H50ZM78 152V156L76 157L75 153ZM118 152V153H116ZM121 152V153H120ZM154 152V153H152ZM175 152V153H174ZM188 152V153H187ZM195 152V153H194ZM206 152V153H205ZM209 152V153H208ZM228 152V153H227ZM72 153V154H71ZM80 153V154H79ZM86 153V154H85ZM123 153V154H122ZM149 155H148V154ZM160 153V154H159ZM198 153H201L200 155ZM208 153V154H207ZM228 155H227V154ZM24 154V155H23ZM70 159H69V156ZM75 154V155H74ZM144 154V155H143ZM146 154V155H145ZM152 154V155H151ZM210 154V155H209ZM215 154V155H214ZM63 155V156H62ZM67 155V156H65ZM73 155L75 156L73 159ZM80 155V156H79ZM114 157H113V156ZM129 155V156H128ZM151 155V156H150ZM185 155V156H184ZM197 155V156H196ZM222 155V156H221ZM234 155V156H233ZM43 156V157H42ZM96 156V157H95ZM107 156V159L105 158ZM125 156V157H124ZM145 156V157H144ZM158 156H160L158 158ZM175 156V157H174ZM229 156V157H228ZM22 157V158H21ZM28 157V158H27ZM31 157V158H30ZM72 157V158H71ZM80 157V158H79ZM100 157V158H98ZM110 157V158H109ZM144 157V158H143ZM150 159H149V158ZM169 157V158H168ZM183 157V160H182ZM231 157V158H230ZM44 160H43V159ZM93 158V159H92ZM104 160H103V159ZM124 160H123V159ZM126 158L128 160H126ZM171 158V159H170ZM181 158V159H180ZM50 159V160H49ZM52 159V160H53ZM68 159V160H67ZM85 161H84V160ZM92 159V160H91ZM109 159V160H108ZM111 159H113L112 161H116L114 162V166H111L113 164V162H111ZM146 159V160H145ZM163 159V160H162ZM170 159V160H169ZM186 159H188L186 161ZM233 159V160H232ZM43 160V161H42ZM65 160V162H64ZM71 160V163L69 164ZM84 162H83V161ZM89 160V161H88ZM91 160V161H90ZM103 162H101V161ZM106 160V161H105ZM140 160V161H139ZM143 160L145 161L143 163ZM157 160V161H156ZM191 160V161H190ZM206 160V162H205ZM69 161V162H68ZM88 161V162H87ZM129 161V162H128ZM139 161V162H138ZM177 161V162H176ZM185 161V162H184ZM204 161V162H203ZM57 162V161H56ZM58 162V163H60ZM80 162V163H79ZM86 162V163H85ZM93 162V163H92ZM96 162V163H95ZM109 164H106V163ZM121 162V163H120ZM142 162V163H140ZM155 162V164L153 163ZM166 164H165V163ZM200 162V163H199ZM227 162V163H226ZM229 162V163H228ZM261 162V163H259ZM85 163V164H84ZM89 163V164H88ZM92 165H91V164ZM99 163V164H98ZM106 165H105V164ZM133 163V164H132ZM149 163V164H148ZM180 163V164H179ZM183 163V164H182ZM189 163V165H188ZM47 164V165H48ZM52 164V165H51ZM66 164V166H65ZM74 164V165H73ZM77 164V165H76ZM94 164V165H93ZM118 166H117V165ZM143 164V165H142ZM148 164V165H147ZM153 164V165H152ZM176 164V165H175ZM182 164V165H181ZM201 164V165H200ZM29 165V163H28ZM68 165V167H67ZM102 165V167H101ZM109 165V166H108ZM162 165V166H161ZM164 165V166H163ZM181 165V166H180ZM187 165V166H186ZM25 166V167H24ZM95 166L97 167H101V169H103V171L107 170L110 171V169H112V167H114L115 172H117L116 176H120L122 177L125 181L122 180V178H120L122 180V185L121 184V180L119 179V181L115 180L116 182H118V184H116L114 181V183L112 182L113 179H111V181L109 182L110 184H114V186L112 187V185H108L109 188H106V190L102 191V185L100 183H104L105 180H102L101 177H99L97 180L93 179L92 175V169L95 168ZM108 166V167H107ZM117 166V167H116ZM121 166V167H120ZM123 166V167H122ZM132 166H134V169L132 168ZM161 166V168H160ZM169 166V167H167ZM178 166V167H175ZM263 166V167H262ZM14 167V168H13ZM19 169H18V168ZM62 168L60 171V168ZM65 167V168H64ZM94 167V168H91ZM110 167V168H109ZM116 167V168H115ZM148 167V168H147ZM195 167V168H194ZM197 167V168H196ZM260 167V168H259ZM75 168V170H74ZM107 168V169H106ZM121 168V169H120ZM128 168V169H127ZM160 172H159V170ZM175 168V169H174ZM184 168V169H182ZM192 168V169H190ZM200 170H199V169ZM258 168V170H257ZM11 169V170H10ZM56 169V171H54ZM67 171H66V170ZM85 169V170H83ZM91 169V170H89ZM105 169V170H104ZM112 169V170H114ZM147 169H149L147 171ZM152 169V172H150ZM154 169V170H153ZM13 170V171H12ZM78 170V172H77ZM89 170V171H88ZM111 170V174L114 176V171ZM121 172H120V171ZM125 170H127L125 172ZM137 172H136V171ZM145 170V171H144ZM167 170V171H166ZM185 170V171H184ZM14 171V172H15ZM16 171V172H17ZM20 171V170H19ZM69 171V173H68ZM82 171H84L82 173ZM88 173H87V172ZM140 171V173L138 172ZM181 171V172H180ZM263 171V172H261ZM13 172V174H14ZM49 172V169H48ZM72 172V173H71ZM90 172V173H89ZM92 172V173H91ZM150 172V175L148 174ZM166 172V174H165ZM180 172V173H179ZM256 172H258L256 174ZM8 173H5L7 175H5V177L3 176V178H6V176H8V178H11L10 175ZM110 173V172H109ZM137 173V174H136ZM170 173V174H169ZM172 173V174H171ZM255 175H253V174ZM263 173V175L261 174ZM82 174V175H81ZM85 174V175H84ZM120 174V175H119ZM124 174V175H123ZM127 174V175H126ZM153 174V175H152ZM158 174V176H156ZM169 174V175H168ZM259 174V176H258ZM123 175V176H122ZM135 175V176H134ZM149 176V177H145V176ZM155 175V176H154ZM159 175H162L161 178ZM178 175V176H177ZM195 175V176H193ZM197 175V176H196ZM199 175V176H198ZM215 179H219L220 177V183L223 184V188L221 187L222 184H220L219 187V183H217L216 185L218 186H214V194L216 195V197L222 195L224 193V191L228 190V186L230 188V190H232L231 195L229 196H233L229 197V196H224V198L220 199L218 202L214 201V199L216 200L215 196L207 195L205 192H203V190H201V188L199 190L194 188V189H189L188 186L194 183V181L196 180L197 177L200 176H206ZM210 175V176H209ZM15 176V175H14ZM12 175V179H17L16 176L14 177ZM87 176V177H86ZM89 176V177H88ZM128 176V177H127ZM158 177L157 180L154 177ZM193 177L192 179H190L191 181H193V183L189 180L190 177ZM68 177V178H67ZM70 177V178H69ZM83 177V178H82ZM141 177V178H140ZM145 181V183L143 182V179ZM151 177V178H150ZM152 177L154 179H152ZM166 177V178H165ZM195 177V178H194ZM216 177V178H215ZM218 177V178H217ZM0 179V180H3ZM62 178V179H61ZM89 178V179H87ZM174 178V179H173ZM186 178V179H185ZM262 178V179H261ZM70 179V180H69ZM140 179V180H139ZM150 179H152L150 181ZM156 179V180H155ZM179 179V180H178ZM198 179V178H197ZM230 179V180H229ZM83 180V181H82ZM87 180V181H86ZM149 180V181H148ZM161 180V181H160ZM218 180V181H219ZM222 180V181H221ZM223 180L226 182H223ZM228 180V181H227ZM254 180V181H253ZM257 180V181H255ZM47 181V183H46ZM133 181V182H132ZM155 181V182H154ZM157 181V182H156ZM168 182V185L167 182ZM190 181L191 184H189L188 182ZM260 181V183H259ZM88 182V183H86ZM120 182V184H119ZM124 182V183H123ZM130 182V183H129ZM148 185H147V183ZM152 184H150V183ZM159 182V183H158ZM169 182H171V185L169 184ZM176 183L178 184L177 188L175 187ZM186 182V183H185ZM255 182V183H253ZM257 182V183H256ZM33 182L28 183L29 185H23V188L28 189V187H31ZM107 183V182H105ZM108 183V184H109ZM129 183V184H128ZM136 183V184H135ZM139 183V184H138ZM157 183V184H156ZM166 183V184H165ZM259 183V184H258ZM34 184V183H33ZM87 186H86V185ZM134 184V185H133ZM188 184V185H187ZM225 184V185H224ZM226 184H228L226 186ZM257 184V185H256ZM84 185V186H83ZM115 185H117L115 187ZM121 187H120V186ZM124 185V186H123ZM127 185V186H126ZM150 185V187H149ZM152 185V186H151ZM158 185V187H157ZM161 185V186H160ZM166 185V188L165 186ZM173 185V187H171ZM37 186V189L39 187ZM45 186V187H43ZM136 186V187H135ZM163 186V187H162ZM167 186H169V189L167 188ZM226 186V188H224ZM33 187V185H32ZM102 187V188H101ZM112 187V188H111ZM124 187V188H123ZM126 187V188H125ZM128 187V188H127ZM149 187V188H148ZM162 187V188H161ZM182 187V188H181ZM187 187V188H186ZM218 188H222V190ZM233 187V188H232ZM36 189V187H34ZM33 188V189H34ZM70 188V189H69ZM119 188V189H118ZM121 188V189H120ZM133 188V189H132ZM148 188V190H147ZM153 188V189H151ZM155 188H158L155 189ZM171 188V189H170ZM174 191H171L173 190ZM176 188V189H175ZM186 188V189H185ZM30 189V188H29ZM28 189V190H29ZM41 189V188H39ZM38 189V190H39ZM101 189V190H100ZM105 189V188H103ZM109 189V190H108ZM114 189V190H113ZM117 189V190H116ZM124 189V190H123ZM126 189V191H125ZM131 189V190H130ZM167 189V190H165ZM188 189V190H187ZM224 189V190H223ZM121 190L123 192H121ZM131 192H130V191ZM153 190V192L151 191ZM157 192H156V191ZM161 192H160V191ZM165 190V192H164ZM184 190V191H183ZM187 190V191H186ZM239 190V191H238ZM41 192V190H39ZM134 191V192H133ZM155 191V192H154ZM170 191V193H169ZM192 192V196L191 193ZM247 191V192H246ZM251 191V192H250ZM46 192V193H45ZM49 192V193H48ZM112 192V193H109ZM115 192V193H114ZM117 192V193H116ZM129 192V193H128ZM159 192V196H155V198L153 197L155 194L158 195ZM168 192V193H167ZM189 192V193H188ZM202 192V193H201ZM131 193V194H130ZM133 193V194H132ZM148 195L149 194H153V195ZM161 193V195H160ZM164 193V194H162ZM177 193V194H176ZM186 193V194H185ZM197 193H201L198 194L200 196H196ZM236 193V194H235ZM248 193V195L246 194ZM55 194V195H54ZM87 194L90 195V202H87V199L83 198V195ZM103 194V196H102ZM120 194V196H119ZM166 194V195H165ZM175 194V195H174ZM188 194V195H187ZM189 194L191 197H189ZM205 194V195H204ZM235 197H234V195ZM239 194V195H237ZM251 194V195H250ZM130 195V196H129ZM137 195V196H136ZM196 197H195V196ZM203 195V196H202ZM246 195V196H245ZM152 198H151V197ZM168 196V197H167ZM211 196H213L214 198H212ZM239 196V197H236ZM109 197V198H108ZM115 197V198H114ZM118 197V199H117ZM136 197V198H135ZM143 197V199L140 198ZM179 197V198H178ZM188 197V198H187ZM209 197V198H208ZM229 197V198H228ZM252 199H249V198ZM68 198V199H67ZM139 198V199H137ZM168 198H170L168 200ZM177 200H175V199ZM183 198V199H182ZM192 198H194L192 200ZM201 200H199V199ZM221 198V197H220ZM236 198H238V200H236ZM115 199V200H114ZM180 199V200H179ZM226 199V200H225ZM232 199V200H229ZM235 199V200H234ZM240 199V202L237 203ZM84 200V201H83ZM92 200V202H91ZM122 200V201H121ZM132 200V201H131ZM135 200V201H134ZM141 200V202H140ZM154 200V201H155ZM167 200V201H165ZM258 200V201H257ZM62 201V202H63ZM82 201V202H81ZM124 201V202H123ZM159 201V202H158ZM199 203H198V202ZM207 201V202H206ZM211 201H213L211 203ZM227 201V202H226ZM232 201V202H231ZM248 201V203H247ZM260 201V202H259ZM84 202V203H83ZM119 202V203H117ZM127 202V203H126ZM175 202V203H174ZM198 204H197V203ZM202 202V203H201ZM234 202V203H233ZM235 202L236 205H238L237 207L235 206ZM81 203H83L81 205ZM106 203V204H105ZM126 203V204H125ZM137 203V202H136ZM135 203V204H136ZM137 203V204H138ZM163 204L161 206V204ZM211 205H210V204ZM215 203V204H214ZM216 203L218 205H216ZM228 203V204H227ZM63 204V203H62ZM71 204V205H70ZM74 204V205H73ZM88 204H93V206H89ZM103 204V205H102ZM111 204V205H110ZM122 206H121V205ZM128 204V206H126ZM171 204V207H170ZM176 204V209L174 206ZM194 204V206H193ZM202 204V206L200 207V205ZM213 204V206H212ZM19 207H18V206ZM0 204V248L2 247V249H0V264H36L35 261H45L47 262L48 260H59L62 261L60 262L61 264H75L76 262H78L79 257L78 256H69V253H61L60 251L57 250L58 245L61 247V243H58V241L56 240H52L51 241V237L49 236L48 233V228H47V222L50 223V220H45L42 219V216H40V211L43 210L41 212V214H45L47 213V211H53L52 216H56V217H66V222L68 223L67 225V230L63 233L66 235L64 236V238H68L71 234L76 233L78 235H81L84 233L85 231V225L88 223H82V224H78L74 226V222L72 223V221H74V219L72 218V214L71 213H67L66 215H63L64 213H62L58 208L56 204ZM178 205V206H177ZM190 205V206H189ZM192 205V206H191ZM199 205V206H198ZM206 205V206H205ZM224 207H221L223 206ZM231 207H230V206ZM251 205V206H248ZM17 206V208H16ZM134 206V205H133ZM166 206V207H165ZM206 208H205V207ZM208 206V207H207ZM212 206V207H209ZM215 206V208H214ZM219 208H218V207ZM228 206V208H226ZM235 206V207H234ZM71 207V208H70ZM91 207V208H90ZM106 207V208H107ZM130 207V208H128ZM180 207V208H179ZM200 207V208H199ZM239 207V208H238ZM53 208V209H50ZM69 208V209H68ZM74 208H77L76 206H74ZM77 208V209H79ZM110 208H108L109 210H111ZM112 210H115V209ZM133 208V207H132ZM171 208V209H169ZM176 210H174V209ZM190 208V209H187ZM207 208H209V210H207ZM221 208V209H220ZM225 208V209H224ZM230 208V211H229ZM233 208V209H232ZM248 211H247V209ZM4 209V210H3ZM44 209H46L47 211L44 213ZM162 209L164 211H162ZM184 209V211H183ZM203 209V210H202ZM209 212L210 213H205ZM211 209H214V211ZM224 209V210H222ZM228 209V210H227ZM241 209V211L244 213V215H242L243 213L239 210ZM9 210V212H8ZM111 210V211H112ZM169 210V211H168ZM174 210V212H173ZM178 210V212H177ZM186 210V211H185ZM188 210V211H187ZM192 210V209H191ZM216 210V211H215ZM224 211V213L222 211ZM227 212H226V211ZM240 211L239 213L237 212ZM253 210V211H252ZM80 211V212H81ZM86 211V212H85ZM176 211V212H175ZM201 211V212H199ZM221 211V212H219ZM236 211V212H235ZM5 212V213H4ZM93 212H94V216L96 215V217L93 216ZM192 212V211H191ZM226 212V214H225ZM229 212V214H228ZM4 213V214H2ZM62 213V214H61ZM114 211L112 214H115ZM205 215H204V214ZM221 215L219 216L218 214ZM223 213V214H222ZM236 213V214H235ZM242 213V214H241ZM54 214V215H53ZM115 214V215H116ZM175 214L172 218L171 216ZM180 214V215H179ZM206 214H208L206 216ZM211 214H214L215 217H213ZM242 215V218L240 217V215ZM92 217H91V216ZM190 215V216H189ZM199 215V216H198ZM204 215V216H203ZM230 215V216H228ZM237 215H239L237 217ZM90 216V217H88ZM195 216V217H194ZM198 216V217H197ZM202 216V217H201ZM212 219H211V217ZM219 216V217H217ZM225 218H224V217ZM232 216H236L235 218H233ZM244 216V217H243ZM201 217V219H200ZM207 217V219L205 218ZM222 217V218H221ZM230 217V218H229ZM91 218V219H90ZM92 218H96L97 222L95 221V219ZM102 218V219H101ZM195 218V219H194ZM206 220L203 222V219ZM209 218V219H208ZM218 220H215V219ZM165 219V218H164ZM165 219V220H166ZM180 219V218H179ZM194 219V220H193ZM200 219V220H199ZM221 219V220H220ZM229 219H231V221H229ZM234 219V220H233ZM242 219V220H241ZM161 220V221H160ZM196 220V221H195ZM209 220V221H208ZM211 220V221H210ZM233 220V221H232ZM236 220V221H235ZM238 220V221H237ZM43 221H47L46 223L43 224ZM85 221V222H86ZM158 221V222H157ZM195 221V222H194ZM198 221V222H197ZM201 221V222H200ZM213 221V224H217L218 225H213L211 226V223ZM40 222V223H39ZM152 224H151V223ZM165 222V221H164ZM190 222V224H189ZM194 222V227H193V223ZM201 225H200V223ZM220 222V223H219ZM237 222V223H236ZM210 223V226H208ZM37 224H40L39 226ZM153 227H152V226ZM200 225V226H198ZM220 225V227H219ZM240 225H244V224H240ZM4 226V227H2ZM36 226V227H35ZM38 226V227H37ZM84 226V227H82ZM155 226V227H154ZM189 226V229H190ZM205 226V227H204ZM208 226V227H207ZM151 227V228H150ZM196 227V228H195ZM199 227H201V230L198 231L196 229H198ZM232 227V228H231ZM235 227V228H234ZM6 228V231L5 229ZM11 228V229H10ZM45 228V230H44ZM81 228V229H80ZM203 228V229H202ZM216 228V230H215ZM217 228H221L220 230ZM37 229V230H36ZM150 229V230H149ZM154 229V230H153ZM160 229V230H159ZM228 229V230H227ZM259 228V230H261ZM167 230V228L165 229ZM203 230V231H202ZM211 230V231H210ZM219 230V232H217ZM225 230V231H224ZM231 230V231H229ZM193 231V232H194ZM198 231V232H197ZM202 231V232H201ZM161 232V233H160ZM165 232V231H163ZM213 232V233H212ZM216 232V234H214ZM221 232V233H220ZM225 232V233H224ZM11 233V235H10ZM18 233V234H17ZM200 233V234H199ZM224 233V234H223ZM8 234V235H7ZM206 235V237L204 235ZM221 237H220V235ZM228 234L230 236H228ZM7 235V236H6ZM10 235V236H9ZM13 235V236H12ZM165 235V236H164ZM195 235L197 236L195 238ZM200 235V237H199ZM202 235V236H201ZM219 235V236H218ZM15 236V237H14ZM17 236V237H16ZM20 236V237H19ZM100 235H96L94 240V243H96L97 245L100 244L99 246H101L100 248H103V250L96 249L97 252H94L93 254L96 255H90V257H94V258H100L101 259L108 262H106L107 264L109 263L108 258H105L104 254H107V251L104 250H108V248H106L105 246L108 245L106 242H103L102 239H100L99 237ZM160 236V237H159ZM193 236V237H192ZM216 238H215V237ZM9 237V239H8ZM19 237V238H18ZM34 237V239H33ZM36 237V238H35ZM165 237V238H164ZM203 237V238H202ZM205 237V238H204ZM210 241H208V238ZM223 237V239H222ZM226 237V238H225ZM16 238V239H15ZM175 238V236L173 237ZM189 237H187L188 239ZM199 238V239H198ZM207 238V239H206ZM215 238V240H214ZM158 239V240H159ZM160 239V240H161ZM220 239V240H219ZM157 240V241H158ZM201 240V241H200ZM206 240V242H205ZM198 241V242H196ZM203 241V242H202ZM216 241V242H215ZM224 241V240H223ZM7 242V243H5ZM19 242V243H18ZM100 242V243H99ZM211 242V243H210ZM3 243V245H2ZM164 243V244H162ZM173 243V244H172ZM193 243V244H192ZM200 243V244H199ZM204 243H210V244H204ZM5 244V245H4ZM15 244V245H14ZM20 244V245H19ZM95 244V245H96ZM104 246H103V245ZM106 244V245H105ZM162 244V245H160ZM172 244V245H171ZM189 244V245H188ZM197 244V245H196ZM8 245V246H6ZM69 245H71V241H64V245H62L63 249ZM172 249H168L169 246ZM177 245V246H176ZM195 245V246H194ZM201 247H200V246ZM10 246H14V248H11ZM20 246V247H19ZM176 246V247H174ZM206 248H205V247ZM167 247V248H166ZM182 249H181V248ZM196 247V249L194 248ZM199 247V248H198ZM98 248V247H96ZM106 248V249H105ZM166 248V249H165ZM185 248V250H184ZM203 248V249H202ZM11 252H10V250ZM18 249V250H17ZM161 249V250H162ZM181 251H180V250ZM188 249V250H187ZM201 249V250H199ZM6 250V251H5ZM156 250V251H158ZM178 250V251H176ZM187 250V251H186ZM192 250V249H191ZM155 251V250H154ZM155 251V252H156ZM171 251V252H170ZM187 253H186V252ZM193 251L191 252L190 255H193ZM203 251V252H204ZM13 252V253H12ZM15 252V253H14ZM157 255V253H155ZM177 252V253H175ZM196 252V253H197ZM6 255H4V254ZM8 253H11L10 255ZM49 253V255H48ZM98 253V256L97 254ZM174 253V254H173ZM181 255H180V254ZM189 253V254H188ZM195 253V254H196ZM16 254V255H14ZM105 254V255H106ZM163 254V256H162ZM188 256H187V255ZM14 255V256H13ZM20 255V256H19ZM48 255V256H47ZM155 255V256H156ZM167 255V256H166ZM176 255V256H175ZM179 255V256H178ZM2 256V257H1ZM4 256V257H3ZM13 256L12 258H8V257ZM22 256V257H21ZM104 256V257H103ZM169 256V257H168ZM181 256V257H180ZM18 257V258H16ZM27 257V258H26ZM74 257V258H73ZM167 257V258H166ZM177 257V258H176ZM179 257V258H178ZM3 258V259H2ZM182 258V259H181ZM184 258V260H183ZM17 259V260H16ZM19 259V260H18ZM48 259V260H47ZM74 259V260H73ZM175 259V262L173 261ZM14 260V261H13ZM35 260V261H34ZM73 260V261H72ZM190 259H188V261H186L187 263L189 262ZM5 261V262H4ZM7 261V262H6ZM151 261V260H150ZM184 261V262H183ZM9 262V263H8ZM15 262V263H14ZM34 262V263H33ZM144 262H149V259H147ZM174 262V263H173ZM177 262V263H176Z\"/></svg>",
    "mask_w": 264,
    "mask_h": 264
},
{
    "label": "bare ground",
    "instance_id": "6f19581e",
    "mask_svg": "<svg viewBox=\"0 0 264 264\" xmlns=\"http://www.w3.org/2000/svg\"><path fill=\"white\" fill-rule=\"evenodd\" d=\"M0 1H2V0H0ZM10 1V0H9ZM9 1L7 0L6 2L9 4ZM43 1V3H42V5L40 6L39 5V7H37V13H38V15H37V19L38 20H36V21H38V27H36V28H33V30H32V32L30 33L29 32V30H28V32L30 33H28L29 34V36L31 35L32 36V40H34V38H35V36H37V38H38V40H40V45L42 44L41 42H43V45L44 44H46V43H48L49 41H50V37L52 36V35H55V34H53V33H56V31H58L59 32V30L62 32H60V35H62L61 37H62V41H63V48H62V46H59V48L61 47L62 48V50L61 51H63L64 53L62 54V53H59V52H57V49L55 50L57 53L55 54V56H60V58H62V55H68V57H69V59L70 58H73V60L75 59V62H76V64H84V62H86V60H88L89 59V61H90V59H92L93 58V56L95 57V56H97L96 58H93V59H95V61H96V59L98 58V56L100 57V58H103V59H101V60H104L106 57L108 58H106L107 59V61H105V63L107 62H109L110 63V59H112V57L111 56H113L114 55V58H116L115 56V54H114V52H115V50L116 49H118V48H116L117 46V44L119 43V41L118 40H120L121 38H120V36H117V33L120 35V33H119V30H120V32H123L124 31V28L125 27H121L120 25L117 27V28H119V27H121V28H119V30H118V32H117V30H116V28H115V30L114 29H110V27H112V26H110L109 27V25H111V23L108 21L109 19H107V18H104L105 16V13H107V11H106V9L107 8H109L110 6H112L113 8H112V11H113V9H114V11H115V8L117 7V6H119V4L120 3H117L116 1L117 0H42ZM173 1H175V0H173ZM181 1V0H180ZM184 1H186V0H184ZM191 1V0H190ZM189 1V3H191ZM199 1V0H198ZM202 1V0H201ZM227 1V0H226ZM231 1V0H230ZM250 1H252V0H250ZM255 1V0H254ZM3 2H5V1H3ZM127 2V1H126ZM125 2V3H126ZM176 2H177V0H176ZM193 2V1H192ZM221 2V1H220ZM219 2V3H220ZM248 2V1H247ZM258 2V1H257ZM122 3V2H121ZM124 3V2H123ZM173 3V2H172ZM178 3H180V2H178ZM230 3V2H229ZM228 3V4H229ZM232 3V2H231ZM242 3H244V2H242ZM246 3V2H245ZM259 3V2H258ZM3 4V3H2ZM31 4V1L30 0H24L23 2H22V5L24 6L23 7V9L25 8V10H26V12H29V15H30V11L29 10H31V9H34V6L33 5H30ZM129 4V3H128ZM182 4V3H181ZM180 4V5H181ZM198 4L200 5V3L198 2ZM216 4V3H215ZM5 5H7L6 3H5ZM135 5V4H134ZM174 5H176V3L174 4ZM211 5H212V3H211ZM219 5V4H218ZM222 5V4H221ZM235 5V4H234ZM237 5V4H236ZM256 5H257V3H256ZM8 6V5H7ZM11 5L9 4V7H10ZM124 6V5H123ZM166 6H168V4L166 5ZM179 6V5H178ZM185 6V5H184ZM193 6V5H192ZM205 6V5H204ZM203 6V7H204ZM229 6V5H228ZM239 6H241V5H239ZM238 6V7H239ZM262 6H264V5H262ZM9 7H7V8H9ZM20 7V6H19ZM125 7H127V6H125ZM125 7H123V8H125ZM187 6H185V8H186ZM202 7V6H201ZM214 7V6H213ZM217 7V6H216ZM223 7V6H222ZM233 7V6H232ZM244 7V6H243ZM252 7H254L253 6V4H252ZM251 7V8H252ZM259 7V6H258ZM261 7V6H260ZM11 8V7H10ZM9 8V9H10ZM166 8V7H165ZM174 8V7H173ZM176 8H177V6H176ZM180 8H182V7H180ZM185 8H184V10H185ZM195 8V7H194ZM246 8V7H245ZM250 8V9H251ZM256 8V7H255ZM4 9V8H3ZM9 9H7V10H9ZM126 9V8H125ZM178 9V8H177ZM189 9V8H188ZM188 9H186V12L188 11ZM218 9V8H217ZM223 9V8H222ZM221 9V10H222ZM249 9V10H250ZM11 10V9H10ZM110 10V9H109ZM108 10V11H109ZM129 10V9H128ZM168 10V9H167ZM180 10V9H179ZM211 10V9H210ZM244 10V9H243ZM248 10V9H247ZM248 10V11H249ZM260 10H261V8H260ZM104 11H106L105 13H104ZM111 11V12H112ZM164 11V10H163ZM172 11V10H171ZM181 11V10H180ZM197 11V10H196ZM223 11V10H222ZM229 11V10H228ZM228 11H226V12H228ZM230 11H232V10H230ZM238 11V10H237ZM251 11V10H250ZM252 11H253V9H252ZM256 11V10H255ZM259 11V10H258ZM4 12H5V10H4ZM10 12V11H9ZM12 12V11H11ZM10 12V13H11ZM15 12V11H14ZM170 12V11H169ZM198 12V11H197ZM204 12V11H203ZM215 12V11H214ZM217 12H219V9L217 10ZM233 12V11H232ZM232 12H230V13H232ZM241 12V11H240ZM246 12V11H245ZM1 13H3V12H1ZM8 13V12H7ZM103 13H104V15H103ZM112 13H114V12H112ZM112 13H110V14H112ZM130 13V12H129ZM137 13V12H136ZM202 13V12H201ZM223 13V12H222ZM221 13V14H222ZM234 13V12H233ZM247 13V12H246ZM245 13V14H246ZM250 13H252V12H250ZM6 14V13H5ZM14 14V13H13ZM109 14V13H108ZM115 14V13H114ZM114 14H113V16H114ZM168 14V13H167ZM166 14V15H167ZM187 14V13H186ZM191 14V13H190ZM224 14V13H223ZM3 15H4V13H3ZM12 15V14H11ZM28 15V16H29ZM71 15H75V17H76V19H77V21H78V28H77V30H73L72 29V27L71 28H65V27H63L64 25H65V21L63 20L64 19V17L65 16H68V17H70ZM219 15V14H218ZM238 15V14H237ZM253 15V14H252ZM261 15V14H260ZM15 16V15H14ZM28 16H26L27 18H28ZM31 16V15H30ZM104 16V17H103ZM106 16H107V14H106ZM110 16H112V15H109V17ZM112 16V17H113ZM187 16H188V14H187ZM233 16V15H232ZM249 16V15H248ZM262 16V15H261ZM2 17V16H1ZM115 17H116V15H115ZM131 17V16H130ZM135 17V16H134ZM182 17V16H181ZM211 17V16H210ZM218 17V16H217ZM221 17H222V15H221ZM226 17V16H225ZM224 17V18H225ZM253 17V16H252ZM16 18V17H15ZM122 18V17H121ZM129 18V17H128ZM133 18V17H132ZM189 18V17H188ZM215 18V17H214ZM213 18V19H214ZM219 18H220V16H219ZM218 18V19H219ZM251 18V17H250ZM260 18V17H259ZM6 19V18H5ZM26 19V18H25ZM67 19V18H66ZM170 19V18H169ZM205 19V18H204ZM207 19V18H206ZM223 19V18H222ZM221 19V20H222ZM27 20V19H26ZM114 20V19H113ZM247 20H248V18H247ZM253 20V19H252ZM255 20V19H254ZM262 20V19H261ZM22 21H24L23 20V18H22V20H20V23L22 24V23H24V22H22ZM111 21H112V19H111ZM119 21H121V20H119ZM130 21H131V18H130ZM171 21V20H170ZM189 21V20H188ZM192 21V20H191ZM215 21H216V19H215ZM230 21H232L231 19H230ZM235 21V20H234ZM245 21V20H244ZM10 22V21H9ZM14 22V21H13ZM12 22V23H13ZM16 22V21H15ZM26 23L28 22V21H25ZM114 22V21H113ZM127 22H128V20H127ZM213 22V21H212ZM247 22V21H246ZM17 23V22H16ZM19 23V22H18ZM110 23V24H109ZM219 23V22H218ZM218 23H215V24H218ZM227 22H225L223 25L225 26V24H226ZM233 23V22H232ZM235 23V22H234ZM239 23V22H238ZM251 23H252V21H251ZM5 24V23H4ZM25 24V23H24ZM24 24H22V25H24ZM120 24V23H119ZM127 24V23H126ZM126 24H125V26H126ZM155 24V23H154ZM180 24V23H179ZM202 24H205V23H202ZM212 24V23H211ZM215 24H214V26H215ZM220 24V23H219ZM259 24H260V22H259ZM27 25V24H26ZM28 25H29V23H28ZM35 25V24H34ZM152 25V24H151ZM156 25V24H155ZM169 25V24H168ZM223 25H221V26H223ZM254 25V24H253ZM261 25H263V23L261 24ZM53 26H55V30L53 29V28H50V27H53ZM115 26V25H114ZM129 26V25H128ZM177 26V25H176ZM189 26V25H188ZM211 26V25H210ZM213 26V27H214ZM217 26V25H216ZM234 26H236V25H234ZM244 26V25H243ZM260 26V25H259ZM8 27V26H7ZM109 27V28H108ZM150 27V26H149ZM197 27V26H196ZM219 27H220V25H219ZM228 27V26H227ZM255 27H256V25H255ZM255 27H252L253 29L255 28ZM257 27H258V23H257ZM60 28V29H59ZM142 28V27H141ZM225 28V27H224ZM240 28V27H239ZM251 28V27H250ZM17 29V28H16ZM25 29V28H24ZM108 29L110 30L109 31V35H108V37H107V39H105L104 41L103 40H101L102 38H103V33H105L106 31L108 32ZM128 29V28H127ZM133 29V28H132ZM145 29V28H144ZM147 29V28H146ZM160 29V28H159ZM159 29H158V27H157V29L156 30H158L159 31ZM207 29V28H206ZM212 29V28H211ZM233 29V28H232ZM237 29V28H236ZM243 29V28H242ZM261 29V28H260ZM259 29V30H260ZM7 30V29H6ZM5 30V31H6ZM13 30V29H12ZM111 30H113V31H111ZM126 30V29H125ZM155 30V29H154ZM153 30V31H154ZM155 30V32H153V34L151 35V37H150V39H149V41L151 40V42L153 43V44H158V42L159 41H161V45L165 48L164 49V51H165V53H164V58H166V59H170L171 61L173 60H175L174 58L175 57H177V55L176 56H174L175 55V50L176 49H174L175 47L174 46H172L170 43H168L167 41H165V40H163L162 39V35H163V33H162V35L160 34L161 32H157ZM217 30V29H216ZM18 31V30H17ZM20 31V30H19ZM23 31V30H22ZM164 31V30H163ZM179 31V30H178ZM213 31V30H212ZM237 31V30H236ZM251 31H252V29H251ZM258 31V30H257ZM2 32V31H1ZM132 32V31H131ZM135 32V31H134ZM137 32V31H136ZM191 32V31H190ZM263 32V31H262ZM14 33H16V32H14ZM18 33V32H17ZM126 32H124V33H121V36H122V34H123V36H126L125 38H127L129 35L127 34V35H124ZM207 33V32H206ZM218 33V32H217ZM220 33V32H219ZM235 33V32H234ZM233 33V34H234ZM7 34V33H6ZM22 34V33H21ZM56 34H58V33H56ZM101 34H102V37H101ZM180 34H181V32H180ZM186 34V33H185ZM190 34V33H189ZM188 34V35H189ZM1 35V34H0ZM9 35H10V33H9ZM12 35V34H11ZM14 35V34H13ZM25 35V34H24ZM167 35V34H166ZM165 35V36H166ZM177 35V34H176ZM179 35V34H178ZM215 35H216V33H215ZM223 35V34H222ZM221 35V36H222ZM7 36V35H6ZM56 36V35H55ZM54 36V37H55ZM139 36V35H138ZM137 36V37H138ZM169 36V35H168ZM212 36H213V34H212ZM220 36V37H221ZM12 37V36H11ZM14 37H15V35H14ZM19 37V36H18ZM26 37V36H25ZM179 37H180V35H179ZM187 37V36H186ZM185 37V38H186ZM197 37V36H196ZM217 37V36H216ZM1 38V37H0ZM36 38V39H37ZM57 38V37H56ZM184 38V37H183ZM182 37H181V39L180 40H182L183 39ZM184 38V39H185ZM255 38V37H254ZM6 39V38H5ZM4 39V40H5ZM17 39V38H16ZM24 39V38H23ZM31 39V38H30ZM34 40L35 41V45L37 46V44L36 43H38L39 41L38 40ZM54 39V38H53ZM52 39V40H53ZM128 39H133V37L131 38L130 36L128 37ZM138 39H139V37H138ZM138 39H137V42L135 43H133V42H131V45H134V44H136V46H137V49H135L136 50V52H134L132 55H131V57L132 58H134V60H133V63L132 64H130L129 63V61H127V64L129 63L130 65H131V67H129V66H127V67H129L131 70H132V72L133 73H136L137 72V74H138V71H139V69H142V64L145 62V60H147L145 57V54L142 52V46L144 45H146V44H143V43H148V42H145V41H143V39H144V37H143V39H142V41H143V43H141L142 44V46L141 45H138L137 43L139 42L138 41ZM141 39V38H140ZM148 39V38H147ZM183 39V40H184ZM191 39V38H190ZM214 39V38H213ZM213 39H211V40H213ZM230 39V38H229ZM8 39H6V41H7ZM52 40H51V42H52ZM56 40V39H55ZM121 40H123V38L121 39ZM127 40V39H126ZM125 40V41H126ZM134 40V39H133ZM145 40V39H144ZM189 40V39H188ZM192 40V39H191ZM231 40V39H230ZM9 41V40H8ZM11 41V40H10ZM23 41V40H22ZM30 41V40H29ZM34 41H32L33 43H31V44H29V46H28V48L29 47H31V46H33L34 45ZM37 41V42H36ZM61 41V40H60ZM62 41H61V43H62ZM100 41H103V42H101L99 45H101L100 46V48H97V49H99L98 51H94V47L100 42ZM125 41H120V42H122V43H124ZM141 41V40H140ZM141 41V42H142ZM147 41V40H146ZM194 41V40H193ZM216 41V40H215ZM227 41V40H226ZM234 41V40H233ZM12 42V41H11ZM15 42V41H14ZM27 43H28V40L26 41ZM54 42V41H53ZM129 42V41H128ZM129 42V43H130ZM175 42V41H174ZM182 41H180V43H181ZM189 42H191V41H189ZM231 42V41H230ZM6 43V42H5ZM10 43V42H9ZM21 43V42H20ZM126 43H127V41H126ZM125 43V45L127 46V44ZM133 43V44H132ZM179 43V44H180ZM184 43H185V41H184ZM184 43H181V44H184ZM191 43H193V42H191ZM194 43H196V42H194ZM221 43V42H220ZM219 43V44H220ZM4 44V43H3ZM2 44V45H3ZM8 44V43H7ZM23 44V43H22ZM56 44V43H55ZM174 44V43H173ZM180 44V45H181ZM187 44V43H186ZM190 44V43H189ZM11 45V44H10ZM31 45V46H30ZM51 44H49V46H50ZM57 45H60V44H57ZM56 45V46H57ZM130 45V44H129ZM150 45H151V43H150ZM160 45V46H161ZM193 45V44H192ZM1 46V45H0ZM48 46V44H46V46L44 45V46H41V47H44V51L46 52L47 50H49V46ZM143 46V47H144ZM154 46V45H153ZM218 46V45H217ZM2 47V46H1ZM5 47V46H4ZM16 47V46H15ZM34 47V46H33ZM45 47L46 48H48L47 50H45ZM96 47H99L98 45L96 46ZM113 47V48H112ZM119 47V46H118ZM131 47V46H130ZM129 47V48H130ZM146 47H147V45H146ZM155 47V46H154ZM183 47V46H182ZM207 47H208V45H207ZM9 48V47H8ZM18 48V47H17ZM23 48H25V47H23ZM26 48H27V46H26ZM32 48V47H31ZM57 48H58V46H57ZM113 49V50H110V49ZM116 48V49H115ZM125 48V47H124ZM148 48V47H147ZM7 49V48H6ZM6 49H5V51H6ZM33 50H35L34 48H32ZM43 49V48H42ZM41 49V50H42ZM151 49V48H150ZM157 49V48H156ZM222 49V48H221ZM227 49V48H226ZM29 50V49H28ZM32 50V51H33ZM40 50V51H41ZM59 50V49H58ZM120 50V49H119ZM123 50H125V49H123ZM130 50V49H129ZM144 50V49H143ZM152 50V49H151ZM155 50V49H154ZM162 50H163V48H162ZM183 50V49H182ZM181 50V51H182ZM207 50V49H206ZM224 50V49H223ZM264 50V49H263ZM2 51H3V48H2ZM14 51V50H13ZM23 51V50H22ZM60 51V50H59ZM60 51V52H61ZM108 51H110V53L108 52ZM133 51V50H132ZM147 51V50H146ZM192 51V50H191ZM225 51V50H224ZM223 51V52H224ZM228 51V50H227ZM251 51V50H250ZM19 52V51H18ZM20 52H21V50H20ZM26 52H28V53H30V55L32 56L33 54H31V52L30 51H26ZM42 52V51H41ZM148 52H150V51H148ZM152 52H153V50H152ZM179 52V51H178ZM186 52V51H185ZM206 52V51H205ZM222 52V51H221ZM229 52V51H228ZM249 52V51H248ZM0 53H2V52H0ZM43 53V52H42ZM202 53V52H201ZM200 53V54H201ZM210 53V52H209ZM236 53V52H235ZM12 54V53H11ZM13 54H15V53H13ZM21 54H22V52H21ZM20 54V55H21ZM24 54V53H23ZM47 54H49V53H47ZM117 54V53H116ZM150 54V53H149ZM185 54V53H184ZM204 54V53H203ZM213 54V53H212ZM219 54V53H218ZM17 54H15V56H16ZM19 54H18V56H20ZM26 55H29V54H27L26 53ZM107 55V56H106ZM162 55V54H161ZM186 55V54H185ZM191 54H189V56H190ZM223 55H225V54H223ZM227 55V54H226ZM258 55V54H257ZM263 55V54H262ZM22 56V55H21ZM38 56V55H37ZM41 56V55H40ZM55 56H53V57H55ZM57 56V57H58ZM66 56H64V57H66ZM118 56H119V53L117 54V58H118ZM148 56V55H147ZM163 56V55H162ZM179 56V55H178ZM215 56V55H214ZM227 56H229V55H227ZM226 56V57H227ZM2 57V56H1ZM6 57V56H5ZM9 57V56H8ZM8 57H6V59L8 58ZM42 57V56H41ZM158 57V56H157ZM182 57V56H181ZM198 57V56H197ZM201 57V56H200ZM199 57V58H200ZM205 57V56H204ZM233 57V56H232ZM262 57V56H261ZM16 58H18L17 56H16ZM16 58L14 59L13 58V60H16ZM38 58V57H37ZM51 58V57H50ZM67 58V57H66ZM100 58H98L99 60H100ZM125 58V57H124ZM149 58V57H148ZM152 58V57H151ZM163 57H161V59H162ZM222 58V57H221ZM248 58V57H247ZM251 58V57H250ZM257 58V57H256ZM3 58H1V60H2ZM9 59H11V56H10V58H8V60ZM24 59V58H23ZM25 59H28V57L26 58L25 57ZM55 59V58H54ZM65 59V58H64ZM63 59V60H64ZM130 59V58H129ZM206 59V58H205ZM252 59V58H251ZM4 60V59H3ZM19 60V59H18ZM17 60V61H18ZM30 60V59H29ZM39 60V59H38ZM37 60V61H38ZM52 60H53V58H52ZM62 60V61H63ZM68 60V59H67ZM113 60V59H112ZM111 60V61H112ZM114 60H116V59H114ZM127 60V59H126ZM125 60V61H126ZM132 60V59H131ZM180 60V59H179ZM190 60V59H189ZM215 60H216V57H215ZM214 60V61H215ZM233 60V59H232ZM236 60V59H235ZM256 60V59H255ZM21 61V60H20ZM19 61V62H20ZM23 61V60H22ZM103 61V62H104ZM117 61H119V59H117ZM121 61V60H120ZM162 61V60H161ZM161 61H159V62H161ZM187 61H188V59H187ZM201 61V60H200ZM204 61V60H203ZM213 61V62H214ZM257 61V60H256ZM260 61V60H259ZM8 62H12V61H8ZM14 62V61H13ZM12 62V63H13ZM16 62V61H15ZM18 62V63H19ZM53 63H54V61H52ZM68 62V61H67ZM70 62V61H69ZM74 62V63H75ZM91 62H93V61H91ZM100 62V61H99ZM102 61H101V63H99V67L101 66V64L102 65H106L105 63H103ZM166 62H167V60H166ZM184 62V61H183ZM186 62V61H185ZM194 62V61H193ZM209 62V61H208ZM207 62V63H208ZM243 62V61H242ZM251 62V61H250ZM263 62V61H262ZM1 64L3 63V61L2 62H0ZM26 63V62H25ZM30 63H31V61H30ZM94 63L95 62H93V65H94ZM98 63V62H97ZM108 63V64H109ZM165 63V62H164ZM190 63V66H192L191 65V62H189ZM218 63V62H217ZM237 63V62H236ZM253 63V62H252ZM261 63V62H260ZM8 64V63H7ZM17 64V63H16ZM51 64V63H50ZM70 64H71V62H70ZM76 64H75V66H76ZM126 64V65H127ZM128 64V65H129ZM209 64V63H208ZM242 64V63H241ZM263 64V63H262ZM4 65V64H3ZM9 65H11L10 63H9ZM24 66H25V64H23ZM27 65V64H26ZM91 65H92V63H91ZM92 65V66H93ZM96 65H97V68H98V64H95V67H96ZM114 65V64H113ZM116 65V64H115ZM122 65H125V64H122ZM122 65H120V66H122ZM125 65V66H126ZM167 65V63L165 64V66ZM185 65V64H184ZM189 65V64H188ZM197 65V64H196ZM195 65V66H196ZM198 65H199V63H198ZM204 65H207V64H204ZM210 65V64H209ZM208 65V66H209ZM217 65V64H216ZM257 65H259V64H257ZM14 66V65H13ZM22 66V65H21ZM51 66V65H50ZM53 66H56V65H53ZM69 66V65H68ZM74 66V65H73ZM74 66V67H75ZM81 66V65H80ZM79 66V67H80ZM111 66V65H110ZM117 66H119V65H117ZM145 66H146V64H145ZM168 66V65H167ZM189 66V67H190ZM200 66V65H199ZM213 66V65H212ZM264 65H262V67H263ZM10 67V66H9ZM9 67H8V69H9ZM48 67V66H47ZM52 67V66H51ZM88 67V66H87ZM87 67H84V69L86 68L87 69ZM90 67V66H89ZM95 67H94V70H96L95 69ZM103 67V66H102ZM109 67V66H108ZM123 67V66H122ZM144 67V66H143ZM185 67V66H184ZM186 67H187V64H186ZM205 67V66H204ZM220 67V66H219ZM2 68V67H1ZM15 68V67H14ZM26 68V67H25ZM37 68V67H36ZM81 68V67H80ZM80 68H78V69H80ZM110 68V67H109ZM108 68V69H109ZM118 68V67H117ZM166 68V67H165ZM192 68V67H191ZM258 68V67H257ZM18 69V68H17ZM40 69V68H39ZM67 69V68H66ZM75 69V68H74ZM83 69V68H82ZM81 69V70H82ZM91 69V68H90ZM102 69V68H101ZM100 69V70H101ZM103 69H104V67H103ZM144 69V68H143ZM156 69V68H155ZM207 69V68H206ZM209 69V68H208ZM212 69V68H211ZM1 70V69H0ZM35 70V69H34ZM43 70V69H42ZM53 70V69H52ZM99 70V69H98ZM124 70H126V69H124ZM214 70V69H213ZM238 70V69H237ZM6 71H7V69H6ZM31 71V70H30ZM60 71V70H59ZM69 71H70V69H69ZM79 71V70H78ZM83 71V70H82ZM111 70H109L108 72H110ZM116 71V70H115ZM129 71V70H128ZM155 71V70H154ZM185 71V70H184ZM192 71V70H191ZM194 71V70H193ZM206 71H208V70H206ZM3 72V71H2ZM1 72V73H2ZM26 72V71H25ZM74 72V71H73ZM90 72H92V70L90 71ZM90 72H89V69H88V73H89V75H90ZM95 72H96V74H97V72L99 73V71H94V74H95ZM149 72V71H148ZM157 72H158V70H157ZM156 72V73H157ZM187 72H188V70H187ZM187 72H185L186 73V75H187ZM205 72V71H204ZM23 73H24V71H23ZM26 73H28V72H26ZM26 73H25V75H26ZM33 73V72H32ZM75 73V72H74ZM93 73V72H92ZM100 73L102 74L103 72H101L100 71ZM99 73V74H100ZM122 73V72H121ZM128 73V72H127ZM132 73V74H133ZM146 73V72H145ZM151 73V72H150ZM164 73V72H163ZM189 73V72H188ZM191 73V72H190ZM30 74V73H29ZM82 74V73H81ZM99 74H98V76H99ZM107 74V73H106ZM110 74H112V73H110ZM118 74V73H117ZM126 74V73H125ZM129 74V73H128ZM144 74V73H143ZM220 74V73H219ZM33 75V74H32ZM37 75V74H36ZM60 75V74H59ZM65 75V74H64ZM74 75H77V74H74ZM80 75V74H79ZM89 75H88V77H89ZM103 75H104V73H103ZM139 75V74H138ZM151 75V74H150ZM162 75V74H161ZM190 75V74H189ZM188 75V76H189ZM209 75V74H208ZM218 75V74H217ZM221 75V74H220ZM232 75V74H231ZM235 75V74H234ZM1 76V75H0ZM27 76V75H26ZM82 76V75H81ZM94 76V75H93ZM93 76H92V79H93ZM122 76V75H121ZM144 76V75H143ZM142 76V77H143ZM146 76V78L149 76H147V75H145ZM144 76V77H145ZM211 76V75H210ZM213 76L215 77V75H214V73H213ZM228 76V75H227ZM75 77V76H74ZM86 77V76H85ZM90 77H91V75H90ZM89 77V78H90ZM97 77V76H96ZM101 77V76H100ZM99 77V78H100ZM103 77V76H102ZM118 78H120L119 76H117ZM117 77H115V79H117ZM126 77H127V75H126ZM152 77V76H151ZM162 77V76H161ZM194 77V76H193ZM192 77V78H193ZM6 78H7V76H6ZM17 78V77H16ZM80 78V77H79ZM82 78V77H81ZM98 78V79H99ZM108 78V77H107ZM128 78V77H127ZM155 78V77H154ZM199 78V77H198ZM204 78H205V75H204ZM221 78V77H220ZM223 78H224V76H223ZM231 78V77H230ZM4 79V78H3ZM82 79H84V78H82ZM91 79V78H90ZM96 79V78H95ZM103 79H104V77H103ZM114 79V78H113ZM114 79V83L113 82H111V80H110V82L112 83V84H110V82H108L109 81V79H108V83L105 85V84H103L104 86H105V88H106V86H109L110 88L109 89H112V88H115L114 87V85H115V83H116V80ZM152 79H153V77H152ZM208 79H209V77H208ZM235 79V78H234ZM79 80V79H78ZM101 80V79H100ZM100 80L98 81V82H96L95 84H93V85H97L98 83H100ZM105 80H107V79H105ZM117 80H119V79H117ZM143 80H145L146 81V79H144L143 78ZM155 80V79H154ZM153 80V82H155ZM160 80V79H159ZM201 80V79H200ZM200 80H198L197 79V81H200ZM214 80V79H213ZM8 81V80H7ZM84 81V80H83ZM88 81H90V80H88ZM93 81V80H92ZM95 81V80H94ZM97 81V80H96ZM102 81V80H101ZM124 81V80H123ZM122 81V83H124ZM142 81V80H141ZM158 81V80H157ZM156 81V82H157ZM196 81V82H197ZM202 81V80H201ZM207 81V80H206ZM212 81V80H211ZM235 81V80H234ZM78 82V81H77ZM76 82V83H77ZM82 82V81H81ZM103 82V81H102ZM101 82V83H102ZM119 82V81H118ZM152 82V81H151ZM169 82V81H168ZM213 82V81H212ZM215 83H216V81H214ZM5 83V82H4ZM9 83V82H8ZM86 83V82H85ZM89 83V82H88ZM135 83V82H134ZM148 83V82H147ZM146 83V84H147ZM150 83V82H149ZM158 83V87H159V82H157ZM157 83H156V85H157ZM165 83V82H164ZM192 83H194V81H192ZM219 83V82H218ZM226 83V82H225ZM117 84L118 83H116V89H117ZM144 84H145V82H144ZM189 84V83H188ZM214 84V83H213ZM212 84V85H213ZM224 84V83H223ZM75 85H77V84H75ZM100 85V84H99ZM111 85H112V88H111ZM153 85V84H152ZM154 85H155V83H154ZM153 85V86H154ZM206 84H205V82H204V86H205ZM217 85V84H216ZM221 85V84H220ZM235 85V84H234ZM234 85H232V86H234ZM61 86V85H60ZM72 86H74V85H72ZM86 86V85H85ZM101 86H102V84H101ZM104 86H102L103 87V91H106V89L104 88ZM148 86V85H147ZM165 86V85H164ZM201 86H203V85H201ZM203 86V87H204ZM55 87V86H54ZM53 87V88H54ZM62 87V86H61ZM65 87V86H64ZM67 87V86H66ZM70 87V86H69ZM84 87V86H83ZM97 86H95V88H96ZM139 87H140V85H139ZM157 87V86H156ZM155 86H154V88H156ZM161 87V86H160ZM159 87V88H160ZM163 87V86H162ZM168 87V86H167ZM170 87V86H169ZM190 87V86H189ZM192 87V86H191ZM214 87V86H213ZM7 88V87H6ZM49 88H50V85H49ZM60 88V87H59ZM78 89H79V86L77 87ZM82 88V87H81ZM93 88V87H92ZM108 88V87H107ZM119 88V87H118ZM152 88V87H151ZM194 88H196L195 86H194ZM206 88V87H205ZM204 88V89H205ZM28 89V88H27ZM57 89V88H56ZM62 89V88H61ZM73 89V88H72ZM88 89H89V87H88ZM91 89V88H90ZM102 89V88H101ZM105 89V90H104ZM115 89V90H116ZM120 89V88H119ZM150 89V88H149ZM149 89H148V91H149ZM153 89V88H152ZM157 89V88H156ZM192 89V88H191ZM200 89V88H199ZM210 89V88H209ZM219 89H221V87L219 88ZM55 90V89H54ZM77 90V89H76ZM86 90V89H85ZM108 90V89H107ZM113 90V89H112ZM118 90V89H117ZM122 90V89H121ZM140 90V89H139ZM201 90V89H200ZM215 90H216V88H215ZM224 90V89H223ZM9 91V90H8ZM66 91V90H65ZM90 91V90H89ZM99 91V90H98ZM110 91L111 90H109V93H110ZM120 91V90H119ZM150 91H151V89H150ZM158 91V90H157ZM164 91V90H163ZM166 91V90H165ZM168 91V90H167ZM225 91H227V90H225ZM102 92V91H101ZM107 92V91H106ZM144 92V91H143ZM160 92V91H159ZM200 92V91H199ZM202 92V91H201ZM201 92H200V94H201ZM222 92V91H221ZM228 92V91H227ZM232 92V91H231ZM218 93V92H217ZM29 94V93H28ZM52 94H54V91L52 92ZM82 94H83V92H82ZM90 94H91V91H90ZM104 94H105V92H104ZM120 94H121V92H120ZM122 94H123V92H122ZM124 94H125V92H124ZM147 94H148V92H147ZM156 94H157V92H156ZM164 94H165V92H164ZM169 94H170V92H169ZM171 94H172V92H171ZM60 95V94H59ZM70 95V94H69ZM80 95V94H79ZM98 95V94H97ZM103 95V94H102ZM107 95V94H106ZM136 95V94H135ZM163 95V94H162ZM166 95H167V92H166ZM199 95V94H198ZM197 95V96H198ZM25 96V95H24ZM49 96H51L50 94H49ZM87 96H88V94H87ZM92 96V95H91ZM109 96V95H108ZM116 96V95H115ZM115 96H113L114 98H115ZM120 96H122V95H120ZM134 96V95H133ZM141 96V95H140ZM148 96H149V94H148ZM171 96V95H170ZM197 96H196V98H197ZM227 96V95H226ZM225 96V97H226ZM45 97V96H44ZM48 97V96H47ZM52 97V96H51ZM62 97V96H61ZM60 97V98H61ZM63 97H64V94H63ZM69 97V96H68ZM81 97V96H80ZM100 97V96H99ZM105 97V96H104ZM160 97V96H159ZM165 97H168V95L167 96H165ZM92 98H93V96H92ZM155 98V97H154ZM171 98V97H170ZM198 98H200V96L198 97ZM42 99H43V97H42ZM50 99V98H49ZM58 99V98H57ZM69 99V98H68ZM81 99V98H80ZM85 99H87V97L85 98ZM84 99V101L86 102V100ZM90 99V98H89ZM111 99V98H110ZM118 99H119V97H118ZM129 99H131V98H129ZM141 99V98H140ZM148 99V98H147ZM155 99H157V100H159L158 98H155ZM221 99V98H220ZM223 99V98H222ZM21 100V99H20ZM26 100V99H25ZM52 100V99H51ZM70 100V99H69ZM96 100V99H95ZM114 100V99H113ZM144 100V99H143ZM146 100V99H145ZM153 100V99H152ZM161 100V99H160ZM166 100V99H165ZM170 100V99H169ZM60 101V100H59ZM79 101V100H78ZM97 101V100H96ZM99 101V100H98ZM98 101H97V103H98ZM118 101V100H117ZM120 101V100H119ZM126 101V100H125ZM141 101V100H140ZM151 101V100H150ZM162 101V100H161ZM177 101V100H176ZM175 101V102H176ZM187 101V100H186ZM29 102H31V100L29 101ZM51 102H53V101H51ZM56 102L57 101H55V104H56ZM90 102V101H89ZM112 102V101H111ZM121 102V101H120ZM129 102V101H128ZM144 102V101H143ZM168 102V101H167ZM174 102V103H175ZM192 102H194V101H192ZM37 103V102H36ZM59 104H60V102H58ZM77 103V102H76ZM96 103V102H95ZM101 103V102H100ZM122 103V102H121ZM133 103V102H132ZM131 103V104H132ZM135 103V102H134ZM137 103H138V101H137ZM152 103H153V101H152ZM178 103H179V101H178ZM183 102H181V105H182V109H184L183 107H184V105L185 104H182ZM185 103V102H184ZM189 103V102H188ZM200 103V102H199ZM213 104H214V102H212ZM211 103V104H212ZM240 103V102H239ZM19 104V103H18ZM46 104V103H45ZM59 104H56L55 106H57V105H59ZM68 104V103H67ZM70 104V103H69ZM79 104H81L80 102H79ZM142 104V103H141ZM147 104V103H146ZM155 104L156 103H154V106H155ZM164 103H162V105H163ZM167 105H168V103H166ZM193 104V103H192ZM195 104V103H194ZM193 104V105H194ZM210 104V105H211ZM212 104V105H213ZM229 104V103H228ZM22 105V104H21ZM27 105H29L30 106V104H28L27 103ZM39 105V104H38ZM41 105V104H40ZM48 105V104H47ZM53 105H54V103H53ZM100 105V104H99ZM103 105H105L104 104V102H103ZM120 105V104H119ZM119 105H117V106H119ZM121 105H123V103L121 104ZM134 105V104H133ZM133 105H130V102L128 103V105H127V103H124V109H125V112H128V114H130V112L129 111H132L131 109V107L133 106ZM139 105V104H138ZM167 105H164L166 108H167ZM170 105H172V104H170ZM181 105L179 106V107H181ZM189 105V104H188ZM200 105V104H199ZM234 105H236V104H234ZM23 106V105H22ZM29 106H28V108H29ZM75 106V105H74ZM77 106V105H76ZM93 105H91V107H92ZM94 106H95V104H94ZM116 106V105H115ZM151 106V105H150ZM164 106H163V108H164ZM187 106V105H186ZM222 106H224V105H222ZM49 107V106H48ZM62 107H64V108H67V107H65V105L64 106H62ZM69 107V106H68ZM80 107V106H79ZM82 107H84V105H82L81 106V108ZM99 107V106H98ZM97 107V108H98ZM122 108H123V106H121ZM158 108H159V106H157ZM169 107V106H168ZM188 107V106H187ZM191 107V106H190ZM202 107V106H201ZM17 108V107H16ZM18 108H19V106H18ZM16 109V110H19V109ZM23 108V107H22ZM39 108V107H38ZM45 108V107H44ZM61 108V107H60ZM104 108V107H103ZM133 108H135V107H133ZM156 108V107H155ZM161 108V107H160ZM171 108V107H170ZM170 108L168 109V110H170ZM189 108V107H188ZM196 108V107H195ZM206 108V107H205ZM227 108V107H226ZM32 109V108H31ZM35 109V108H34ZM42 109V108H41ZM52 109V108H51ZM57 109H58V107H57ZM68 109V108H67ZM84 109V108H83ZM109 109V108H108ZM107 109V110H108ZM114 109H116L117 110V107L116 108H114ZM136 109H137V107H136ZM135 109V110H136ZM141 109V108H140ZM173 109H174V107H173ZM179 109V108H178ZM187 109V108H186ZM190 109V108H189ZM211 109V108H210ZM21 110V109H20ZM26 110V109H25ZM43 110V109H42ZM45 110V109H44ZM64 110V109H63ZM66 110V109H65ZM76 110V109H75ZM74 110V111H75ZM91 110V109H90ZM101 110H104V109H101ZM112 110H113V108H112ZM142 110V109H141ZM147 110V109H146ZM145 110V111H146ZM149 110V109H148ZM152 110V109H151ZM155 110V109H154ZM158 110V109H157ZM162 110V109H161ZM175 110V109H174ZM180 110H181V108H180ZM188 110V109H187ZM186 110V111H187ZM196 110H198V109H196ZM195 110V111H196ZM201 110H202V108H201ZM208 110V109H207ZM222 110V109H221ZM224 110V109H223ZM2 111V110H1ZM5 111V110H4ZM48 111V110H47ZM69 111H71V110H69ZM77 111V110H76ZM79 111V110H78ZM84 111H85V109H84ZM88 111V110H87ZM95 111H96V109H95ZM105 111V110H104ZM122 111V110H121ZM183 111V110H182ZM181 111V112H182ZM206 111V110H205ZM213 111V110H212ZM216 111V110H215ZM10 112H11V110H10ZM18 112H20V111H18ZM28 112V111H27ZM36 112H38V110H36ZM41 112V111H40ZM63 112V111H62ZM89 112V111H88ZM92 112H94V111H92ZM135 112V111H134ZM142 112V111H141ZM149 112H150V110H149ZM154 112H156V111H154ZM169 113L171 112V111H168ZM183 112H185V111H183ZM182 112V113H183ZM194 112V111H193ZM193 112H191L192 113V115L194 114ZM197 112V111H196ZM199 112H201V111H199ZM198 112V113H199ZM221 112V111H220ZM2 113H3V111H2ZM1 113V114H2ZM5 113V115H6V112H4ZM24 113V112H23ZM30 113V112H29ZM39 113V112H38ZM42 113V112H41ZM50 113H52V112H50ZM54 113V112H53ZM61 113V112H60ZM70 113V112H69ZM72 113V112H71ZM81 113V112H80ZM95 113V112H94ZM105 113V112H104ZM114 113V112H113ZM123 113V112H122ZM132 113V112H131ZM160 113V112H159ZM163 113H167V112H165V110L163 111ZM171 113H174L175 114V112H171ZM170 113V114H171ZM188 113V112H187ZM206 113V112H205ZM209 113V112H208ZM213 113H214V111H213ZM218 113V112H217ZM14 114V113H13ZM12 114V115H13ZM25 114V113H24ZM37 114V113H36ZM45 114V113H44ZM62 114H64V113H62ZM62 114H60V117H61V115ZM83 114V113H82ZM93 114V113H92ZM144 114V113H143ZM142 114V115H143ZM170 114H169V116H170ZM173 114V115H174ZM186 114V113H185ZM204 114V113H203ZM4 115V114H3ZM2 115V116H3ZM8 115V114H7ZM49 115V114H48ZM64 115H66V114H64ZM76 115V114H75ZM86 115V114H85ZM88 115V114H87ZM95 115V114H94ZM103 115V114H102ZM109 115H111L110 113H109ZM122 115V114H121ZM141 115V116H142ZM145 116H146V113L144 114ZM167 115V114H166ZM172 115V114H171ZM192 115H190L191 117H192ZM197 115V114H196ZM205 115V114H204ZM216 115V114H215ZM220 115V114H219ZM15 116V115H14ZM13 116V117H14ZM27 116H29V115H27ZM38 116V115H37ZM46 116V115H45ZM81 116V115H80ZM90 116H92V115H90ZM104 116V115H103ZM114 116V115H113ZM145 116H143V117H145ZM163 116H165V115H163ZM189 116V117H190ZM194 116V115H193ZM199 116V115H198ZM201 116V115H200ZM207 116V115H206ZM8 117V116H7ZM35 117V116H34ZM55 117V116H54ZM68 117V116H67ZM102 117V116H101ZM119 117V116H118ZM124 117V116H123ZM123 117H122V119H123ZM128 117H131V116H128ZM135 117V116H134ZM147 117V116H146ZM157 117V116H156ZM155 117V118H156ZM167 117V116H166ZM172 117V116H171ZM170 117V118H171ZM183 117H186V116H183ZM195 117V116H194ZM197 117V116H196ZM203 117V116H202ZM227 117V116H226ZM25 118H27V117H25ZM31 118V117H30ZM35 118H38V117H35ZM34 118V119H35ZM53 118V117H52ZM85 118V117H84ZM89 118H91V117H89ZM100 118V117H99ZM98 118V119H99ZM107 118V117H106ZM113 118V117H112ZM148 118V117H147ZM168 118V117H167ZM188 118V117H187ZM200 118V117H199ZM212 118V117H211ZM219 118V117H218ZM221 118V117H220ZM11 119V118H10ZM13 119V118H12ZM12 119L8 122V124H5V123H7V122H5L4 124V126H6V127H9L8 129V134L6 133V135H3V136H1L0 135V179H2L3 178V176L5 177V175H7V174H5V173H8L9 172V167H10V165H13V163H15V159L17 158V155L18 154H21L22 155V153H23V149L22 150H15L16 148L15 147H12V145H11V143L10 144H8L9 143V141H8V139H13L14 138V140H15V136L16 137H20V135H18V134H22V136H23V138H25L26 139V141L28 142V143H26V142H24L23 141V143L22 144H24V145H26V144H29V148H34V146H36L39 142H40V139H41V137L42 138H44L43 137V135L42 136H40V134H39V132H38V130L37 129H35V128H33L32 126H30L29 128H27V129H24L25 131H23L22 129H21V131H23V132H21L19 129L20 128H16V126L14 125L13 126V123H14V121H12ZM39 119V118H38ZM42 119V118H41ZM59 119V118H58ZM63 119H65V118H63ZM70 119H71V117H70ZM92 119H94V118H92ZM144 119V118H143ZM149 119V118H148ZM154 119V118H153ZM164 119H166V118H164ZM169 119V118H168ZM180 119H181V117H180ZM183 119V118H182ZM191 119V118H190ZM194 119V118H193ZM7 120V119H6ZM37 120V119H36ZM45 120V119H44ZM106 120V119H105ZM132 120V119H131ZM150 120V119H149ZM158 120V119H157ZM160 120V119H159ZM158 120V121H159ZM167 120V119H166ZM172 120V119H171ZM202 120V119H201ZM204 120V119H203ZM5 121V120H4ZM33 122H34V120H32ZM67 121V120H66ZM65 121V122H66ZM71 121V120H70ZM76 121H77V118H76ZM82 121V120H81ZM89 121V120H88ZM93 121V120H92ZM99 121V120H98ZM102 121H103V119H102ZM107 121V120H106ZM122 121H124V119L122 120ZM152 121V120H151ZM168 121V120H167ZM170 121V120H169ZM181 121V120H180ZM187 121V120H186ZM228 121H230L229 119H228ZM253 121V120H252ZM32 122V123H33ZM38 122V121H37ZM62 122V121H61ZM86 122V121H85ZM138 122V121H137ZM136 122V123H137ZM142 122V121H141ZM172 122V124H174L173 123V121H171ZM175 122V121H174ZM210 122V121H209ZM42 123V122H41ZM57 123V122H56ZM70 123V122H69ZM77 123H79V122H77ZM82 123V122H81ZM80 123V124H81ZM88 123V122H87ZM123 123V122H122ZM125 123V122H124ZM139 123V122H138ZM151 123V122H150ZM182 123V122H181ZM208 123V122H207ZM213 123V122H212ZM1 124V123H0ZM17 124V123H16ZM20 124V123H19ZM48 124V123H47ZM95 124V123H94ZM119 124H120V122H119ZM139 124H141V123H139ZM139 124H137V125H139ZM143 124V123H142ZM164 124V123H163ZM195 124V123H194ZM203 124V123H202ZM223 124V123H222ZM235 124V123H234ZM2 125V124H1ZM22 125H24V124H22ZM21 125V126H22ZM30 125V124H29ZM85 125V124H84ZM106 125V124H105ZM114 125V124H113ZM118 125V124H117ZM134 125H135V123H134ZM160 125V124H159ZM186 125H188V124H186ZM185 125V126H186ZM197 125H198V123H197ZM201 125V124H200ZM213 125V124H212ZM229 125V124H228ZM233 125V124H232ZM50 126V125H49ZM55 126V125H54ZM59 126H60V124H59ZM78 126V125H77ZM77 126H76V128H77ZM80 126V125H79ZM90 126H91V124H90ZM99 126V125H98ZM102 126V125H101ZM122 126H123V124H122ZM121 126V127H122ZM128 126V125H127ZM142 126V125H141ZM140 126V127H141ZM146 126V125H145ZM152 126V125H151ZM155 127L157 126V125H154ZM170 126H171V124H170ZM184 126V125H183ZM240 126V125H239ZM25 127V126H24ZM32 127V128H31ZM57 127V126H56ZM56 127H54V128H56ZM64 127H65V125H64ZM107 127V126H106ZM129 127H131V126H129ZM135 127V126H134ZM137 127V126H136ZM153 127V126H152ZM154 127V128H155ZM159 127V126H158ZM157 127V128H158ZM165 127V126H164ZM190 127V126H189ZM188 127V128H189ZM191 127H193V130H194V127H196V126H191ZM190 127V128H191ZM228 127V126H227ZM243 127V126H242ZM21 128H23V127H21ZM43 128H44V126H43ZM52 128V127H51ZM117 128H118V126H117ZM146 128V127H145ZM168 128H169V126H168ZM167 128V129H168ZM174 128V127H173ZM184 128V127H183ZM198 128V127H197ZM202 128V127H201ZM210 128V127H209ZM208 128V129H209ZM215 128V127H214ZM224 128V127H223ZM222 128V129H223ZM226 128V127H225ZM232 128H233V126H232ZM231 128V129H232ZM2 129H5L4 127L2 128ZM65 129V128H64ZM83 129H84V127H83ZM132 129V128H131ZM130 129V130H131ZM147 129V128H146ZM160 129V128H159ZM163 129H165V128H163ZM162 129V130H163ZM196 129V128H195ZM231 129H230V131H231ZM1 130V129H0ZM19 130V131H18ZM52 130H54V129H52ZM78 130H80V129H78ZM86 130H87V128H86ZM98 130V128L96 129V131ZM118 130V129H117ZM121 130V129H120ZM127 130V129H126ZM138 130H139V128H138ZM142 130V129H141ZM140 130V131H141ZM152 130V129H151ZM156 130V129H155ZM171 130V129H170ZM184 130V129H183ZM186 130H188V129H186ZM199 130V129H198ZM51 131V130H50ZM61 131V130H60ZM85 131V130H84ZM99 131V130H98ZM111 131V130H110ZM154 131V130H153ZM158 131V130H157ZM172 131H175V129L174 130H172ZM171 131V132H172ZM178 131V130H177ZM200 131V130H199ZM226 131V130H225ZM232 131H235L234 129L232 130ZM244 131V130H243ZM54 132H55V130H54ZM54 132H52V133H54ZM57 132H58V130H57ZM86 132V131H85ZM100 132V131H99ZM117 132H120L119 130L117 131ZM142 132V131H141ZM147 132V131H146ZM151 132V131H150ZM156 132V131H155ZM159 132H160V130H159ZM159 132H158V134H159ZM165 132V131H164ZM190 132H192V130L190 131ZM195 132V131H194ZM202 132V131H201ZM213 132V131H212ZM218 132V131H217ZM51 133V132H50ZM50 133H48V134H50ZM56 133V132H55ZM54 133V134H55ZM62 133V132H61ZM96 133V132H95ZM101 133V132H100ZM111 133V132H110ZM137 133V132H136ZM176 133V132H175ZM181 133V132H180ZM227 133V132H226ZM232 133V132H231ZM246 133V132H245ZM53 134V135H54ZM57 134V133H56ZM56 134H55V136H56ZM85 134V133H84ZM99 134V133H98ZM132 134V133H131ZM141 134V133H140ZM144 134V133H143ZM147 134H148V132H147ZM156 134V133H155ZM162 134V133H161ZM189 134H191V133H189ZM188 134V135H189ZM203 134V133H202ZM213 134V133H212ZM230 134V133H229ZM228 134V135H229ZM243 134V133H242ZM15 135V136H14ZM52 134H50L49 136H48V138H46V136H45V140L44 139H42V140H44L45 141V143H43V141H42V143L43 144H46V150L49 148V146L51 145V146H53L54 144V141H55V137L53 138L52 136H51ZM58 135V134H57ZM78 135V134H77ZM86 135V134H85ZM85 135H83V136H85ZM100 135V134H99ZM107 135V134H106ZM119 135V134H118ZM129 135H130V133H129ZM136 135V134H135ZM139 135V134H138ZM138 135H137V138H138ZM157 135V134H156ZM160 135V134H159ZM159 135H157V136H159ZM175 135V134H174ZM179 135V134H178ZM219 135H220V133H219ZM247 135V134H246ZM245 135V136H246ZM9 136L10 137H12V138H9ZM80 136H81V134H80ZM92 136V135H91ZM90 136V137H91ZM94 136V135H93ZM111 136V135H110ZM122 136V135H121ZM140 136V135H139ZM170 136V135H169ZM180 136H181V134H180ZM180 136H179V140H180ZM197 136V135H196ZM216 136V135H215ZM59 137V135L57 136V138ZM61 137V136H60ZM87 137V136H86ZM95 137H98V136H95ZM100 137H101V135H100ZM102 137H104V135L102 136ZM133 138H134V136H132ZM144 137V136H143ZM142 137V139H144ZM155 137V136H154ZM178 137V136H177ZM189 137V136H188ZM190 137H192V136H190ZM194 137V136H193ZM230 137V136H229ZM242 137V136H241ZM21 138V137H20ZM56 138V139H57ZM107 138H109V137H107ZM107 138H105V139H107ZM114 138V137H113ZM112 138V139H113ZM118 138V137H117ZM163 138V137H162ZM213 138V137H212ZM217 138H219V136L217 137ZM216 138V139H217ZM226 138V137H225ZM111 139V140H112ZM125 139V138H124ZM135 139H136V137H135ZM140 139V138H139ZM148 139H149V137H148ZM156 138H154V140H155ZM158 139V138H157ZM161 139V138H160ZM169 139V138H168ZM167 139V140H168ZM173 139V138H172ZM181 139H183V138H181ZM228 139H232V138H228ZM241 139V138H240ZM16 140H18L17 138H16ZM22 140V139H21ZM58 140V139H57ZM114 140V139H113ZM127 140V139H126ZM134 140V139H133ZM137 140V139H136ZM141 140V139H140ZM146 140V139H145ZM161 140H163V139H161ZM191 140V139H190ZM200 140V139H199ZM198 139L196 140V141H199ZM224 140V139H223ZM239 140V139H238ZM245 140V139H244ZM101 141V140H100ZM104 141V140H103ZM123 141V140H122ZM139 141V140H138ZM147 142H148V140H146ZM175 141V140H174ZM222 141V140H221ZM231 141V140H230ZM12 142V141H11ZM56 142H58V141H56ZM97 142H98V140H97ZM102 142V141H101ZM107 142V141H106ZM141 142V141H140ZM145 142V141H144ZM143 142V143H144ZM179 142V141H178ZM227 142V141H226ZM225 142V143H226ZM237 142V141H236ZM42 143H40V144H42ZM103 143V142H102ZM101 143V144H102ZM118 143V142H117ZM124 142H122V144H123ZM142 143V142H141ZM146 143V142H145ZM154 143V142H153ZM173 143V142H172ZM180 143H181V141H180ZM193 143H195V142H193ZM204 143V142H203ZM233 143V142H232ZM21 144V145H22ZM40 144H38V145H40ZM64 144H66L65 142H64ZM127 144H129V143H127ZM133 144V143H132ZM158 144H159V142H158ZM198 143H196V145H197ZM24 145H23V147H24ZM37 145V146H38ZM57 145H59V144H57ZM61 145V144H60ZM62 145H63V142H62ZM106 145V144H105ZM151 145H153V144H151ZM161 145V144H160ZM172 145V144H171ZM176 145H178V144H176ZM264 145V144H263ZM36 146V147H37ZM44 147H45V145H43ZM102 146V145H101ZM132 146V145H131ZM135 146V145H134ZM147 146V145H146ZM150 145H148V147H149ZM163 146V145H162ZM167 146V145H166ZM174 145H172V147H173ZM185 146V145H184ZM208 146V145H207ZM226 146V145H225ZM238 146V145H237ZM19 147V146H18ZM22 147V148H23ZM44 147H42V149H44ZM48 147V148H47ZM98 147V146H97ZM144 147H145V145H144ZM156 147V146H155ZM179 147V146H178ZM182 147H183V145H182ZM181 147V148H182ZM192 147V146H191ZM194 147V146H193ZM199 147V146H198ZM203 147V146H202ZM25 148V147H24ZM38 148V147H37ZM53 148H55V146H53ZM52 148V149H53ZM56 148H58V146L56 147ZM72 148H73V146H72ZM71 148V149H72ZM75 148V147H74ZM125 148V147H124ZM133 148V147H132ZM168 148H169V145H168ZM167 148V149H168ZM190 148V147H189ZM208 148V147H207ZM222 148V147H221ZM226 148V147H225ZM40 149V148H39ZM38 149V150H39ZM62 149V148H61ZM102 149V148H101ZM157 149V148H156ZM166 149V148H165ZM164 149V150H165ZM179 149V148H178ZM193 149V148H192ZM211 149V148H210ZM214 149V148H213ZM223 149H224V147H223ZM75 150V149H74ZM77 150V149H76ZM86 150V149H85ZM113 150H114V148H113ZM145 150V149H144ZM148 150V149H147ZM163 150V151H164ZM174 150H175V148H174ZM24 151H26V150H24ZM37 151V150H36ZM35 151V152H36ZM53 151H56V150H53ZM119 151V150H118ZM127 151V150H126ZM125 151V152H126ZM151 151H152V149H151ZM161 151H162V149H161ZM166 151V150H165ZM182 151V150H181ZM180 151V152H181ZM187 151H188V149H187ZM191 151H193V150H191ZM215 151V150H214ZM214 151H212V152H214ZM40 152H41V150H40ZM39 152V153H40ZM44 152V151H43ZM46 152H48L49 153V150L48 151H46ZM94 152V151H93ZM107 152V151H106ZM121 152H122V150H121ZM120 152V153H121ZM150 152V151H149ZM173 152V151H172ZM184 152V151H183ZM186 152V151H185ZM242 152V151H241ZM38 153V152H37ZM38 153V154H39ZM50 153H52V152H50ZM86 153L88 154V152L86 151ZM85 153V154H86ZM116 153H118V152H116ZM127 153V152H126ZM152 153H154V152H152ZM175 153V152H174ZM188 153V152H187ZM195 153V152H194ZM206 153V152H205ZM209 153V152H208ZM207 153V154H208ZM228 153V152H227ZM226 153V154H227ZM57 154V153H56ZM56 154H54L55 156H56ZM72 154V153H71ZM76 154V155H75ZM74 155L77 157L78 155V152L77 153H75ZM80 154V153H79ZM123 154V153H122ZM148 154V153H147ZM160 154V153H159ZM199 155L201 154V153H198ZM24 155V154H23ZM53 155V157L51 156L50 158H54L55 159V156ZM68 155V154H67ZM67 155H65V156H67ZM73 155V159H74V156ZM144 155V154H143ZM146 155V154H145ZM149 155V154H148ZM152 155V154H151ZM150 155V156H151ZM210 155V154H209ZM215 155V154H214ZM228 155V154H227ZM37 156H39V155H35V156H33L32 155V158L31 159H29L28 161H27V169L25 168V170L22 172V170L23 169H19L18 167V169L20 170H12L13 172H14V174H13V172H12V175L14 176H16V178L17 179H12V175H10V173H8L9 175H10V177L11 178H8V176H6V178H3V180H0V204H56L58 207H60V208H58L62 213H64L63 215H66L68 212L69 213H71L72 215V218L74 219V221H72V223L74 222V226L75 225H78V224H82V223H87L86 225H85V227L84 226H82V227H84L85 228V231H84V233L83 234H81V235H78V234H76V233H73V234H71L68 238H64V236L66 235V233L65 234H63L66 230H67V225H68V223L66 222V217H61V216H59V217H56V216H52V213H53V211L51 210L50 212L49 211H47L46 209H44L45 211H44V213L47 211V213H45V214H41V212L43 211V210H41L39 213H40V216H42V219H45V220H50V223H48L47 221H43V224L44 223H46L47 222V228H48V233H49V236L51 237V241L52 240H56V241H58V243H63L62 245H64V241H71V245H69V246H67L66 245V247L63 249L62 247V245H61V247L58 245V247H57V250L58 251H60L61 253H69L70 255L69 256H78L79 257V259H78V262H76L75 264H107L106 262H108L107 261V259H106V261H105V259L104 260H102L101 259V261H100V258L101 257H99L98 256V253H96L97 254V256L99 257V260H98V258H94L93 256L92 257H90V255H94L95 253L94 252H97L96 251V249H99L101 246H99L100 244H96V243H94V238H95V236L96 235H100L99 237H100V239H102V241L103 242H106L108 245H106L105 247L106 248H108V250H104V251H107V254L105 255L104 254V256H105V258H108V260H109V263L110 264H168V260L170 259H168L167 261H166V259H164V257H165V255L163 256V254H164V252H166V251H164L163 252V249H164V247L165 246H163V249L161 250H158L159 249V242H164L165 241V239H159L158 237H157V240H156V238H154L153 236L155 235V233L154 232H152L153 233V236L151 237V235H152V233H151V235H149L148 233L149 232H151V231H149L148 232V222L149 221H151V222H153L154 220V222H156V219L160 216L161 217V215L160 214H162V217L161 218H163L164 217V215L166 214V212L162 209V211H164V212H161L160 213V211H161V208H160V206H159V203L157 204L156 203V201L157 200H155L156 198H155V196L157 197V196H159V192H158V195L157 194H155L153 197L155 198V199H150V200H148V201H146L147 199H145V201H143V202H141V200H140V204L138 203L139 201L137 200L136 202L138 203H136V202H134L133 203V205L132 204H129V206L131 205V208L130 207H128V208H130V210L129 209H125V208H127V207H125L124 206V204H122L123 205V207H122V209L120 208V210H121V213H119V212H117V214L115 213L116 212V209L114 208L115 207V205L113 204V205H111L115 210H112L113 208H110V207H105V205H103V209H101V211L98 213V212H96V210H95V214H97L98 216L100 215V216H103V220L102 221H100L101 223L99 224H97V225H91V223H89V221H86L87 220V218H84L85 216L84 215H82V211H81V209L80 208H83L85 205L83 204V203H81V205L83 206V207H80L79 205L80 204H76V205H74V206H76L77 208H79V209H77V208H74V206H72V209H70V210H66V208L64 209L63 208V205L66 207L67 206V204H65V202L67 201L68 203H69V200H64V199H66V198H62L61 196V194H59L61 191H62V194L64 193V194H66V192L64 191L63 192V190H66V189H68V188H65V187H69L70 185H71V188H72V184L70 183V182H72L73 181V179L72 178H70L72 181H68V180H66L67 182H65L64 184L62 183V181H60V176H59V174L61 175V172H59L58 170H57V173H59L58 175L57 174H54V173H52L53 172V169L56 167L57 168V166H58V164L59 165H61L60 167H62V165L64 164V163H62L61 164V162H62V160L61 159H64L65 157L63 156L61 159L59 158V156L60 155H58L57 157H56V159H55V164L57 165V166H54L55 164H54V162H52V161H54V159L52 160H50L52 163H53V166L52 167H54V168H52V169H50L51 168V166H49L50 164H48V163H51L50 161L49 162H44L43 160L45 159H43L42 161L43 162H41V161H39L38 160V157ZM69 156V155H68ZM71 156V155H70ZM70 156H69V159H70ZM80 156V155H79ZM113 156V155H112ZM129 156V155H128ZM185 156V155H184ZM197 156V155H196ZM222 156V155H221ZM234 156V155H233ZM43 157V156H42ZM96 157V156H95ZM114 157V156H113ZM125 157V156H124ZM145 157V156H144ZM143 157V158H144ZM160 156H158V158H159ZM175 157V156H174ZM229 157V156H228ZM22 158V157H21ZM28 158V157H27ZM72 158V157H71ZM80 158V157H79ZM98 158H100V157H98ZM106 159H107V156L105 157ZM110 158V157H109ZM149 158V157H148ZM169 158V157H168ZM231 158V157H230ZM93 159V158H92ZM91 159V160H92ZM103 159V158H102ZM123 159V158H122ZM129 159V158H128ZM127 158H126V160H128ZM150 159V158H149ZM171 159V158H170ZM169 159V160H170ZM181 159V158H180ZM68 160V159H67ZM84 160V159H83ZM82 160V161H83ZM90 160V161H91ZM104 160V159H103ZM109 160V159H108ZM113 159H111V162H113V164L111 165L110 163L111 162H107L106 164H109V165H111V166H114L115 164H114V162H116V161H112ZM124 160V159H123ZM146 160V159H145ZM163 160V159H162ZM182 160H183V157H182ZM188 159H186V161H187ZM233 160V159H232ZM57 161V162H56ZM61 161V162H60ZM85 161V160H84ZM83 161V162H84ZM89 161V160H88ZM87 161V162H88ZM101 161V160H100ZM106 161V160H105ZM140 161V160H139ZM138 161V162H139ZM157 161V160H156ZM191 161V160H190ZM58 162H60V163H58ZM64 162H65V160H64ZM69 162V161H68ZM102 162V161H101ZM129 162V161H128ZM145 161L143 160V163H144ZM177 162V161H176ZM185 162V161H184ZM188 162V161H187ZM204 162V161H203ZM205 162H206V160H205ZM28 163H29V165H28ZM66 163V162H65ZM71 163V160H70V162H69V164ZM80 163V162H79ZM86 163V162H85ZM84 163V164H85ZM93 163V162H92ZM96 163V162H95ZM103 163V162H102ZM121 163V162H120ZM140 163H142V162H140ZM154 164H155V162H153ZM165 163V162H164ZM200 163V162H199ZM227 163V162H226ZM229 163V162H228ZM259 163H261V162H259ZM48 164V165H47ZM89 164V163H88ZM91 164V163H90ZM99 164V163H98ZM105 164V163H104ZM105 164V165H106ZM133 164V163H132ZM149 164V163H148ZM147 164V165H148ZM166 164V163H165ZM180 164V163H179ZM183 164V163H182ZM181 164V165H182ZM52 165V164H51ZM74 165V164H73ZM77 165V164H76ZM92 165V164H91ZM94 165V164H93ZM108 165V166H109ZM117 165V164H116ZM143 165V164H142ZM153 165V164H152ZM176 165V164H175ZM180 165V166H181ZM188 165H189V163H188ZM201 165V164H200ZM262 165H264L263 163H262ZM65 166H66V164H65ZM107 166V167H108ZM118 166V165H117ZM116 166V167H117ZM162 166V165H161ZM161 166H160V168H161ZM164 166V165H163ZM187 166V165H186ZM25 167V166H24ZM59 167V168H60ZM67 167H68V165H67ZM101 167H102V165H101ZM101 167L99 166V167H97V166H95V168L94 167H91V168H94V169H89V170H91L92 172V175H91V177L93 176V179H98L99 177H103L102 179H101V181L102 180H105V182H107V183H100L101 184V186L102 185H104V186H102L103 188H105V189H103L102 187V191L103 190H106V188H109L110 189V186L108 187V185H112V184H110L109 182L111 181V179H113L112 180V182L114 181L116 184H118V182H116L115 180H117V181H119V179L120 178H122V177H120V176H116V174H117V172H115V171H117V170H115L114 169V167H112V169H114V170H112V169H110V171H107V170H105V171H103V169H101ZM115 167V168H116ZM121 167V166H120ZM123 167V166H122ZM167 167H169V166H167ZM175 167H178V166H175ZM263 167V166H262ZM10 168H12V167H10ZM14 168V167H13ZM63 168V167H62ZM62 168H60V171H62L61 169ZM65 168V167H64ZM110 168V167H109ZM132 168H134V166H132ZM148 168V167H147ZM195 168V167H194ZM197 168V167H196ZM260 168V167H259ZM48 169H49V172H48ZM121 169V168H120ZM128 169V168H127ZM134 169H137V168H134ZM158 169V168H157ZM175 169V168H174ZM182 169H184V168H182ZM190 169H192V168H190ZM199 169V168H198ZM11 170V169H10ZM50 170H52V172H50ZM66 170V169H65ZM74 170H75V168H74ZM83 170H85V169H83ZM88 170V171H89ZM111 170L112 171H114V176L111 174ZM138 170V169H137ZM149 169H147V171H148ZM154 170V169H153ZM159 170V169H158ZM200 170V169H199ZM257 170H258V168H257ZM264 170V169H263ZM8 171V172H7ZM54 171H56V169L54 170ZM67 171V170H66ZM120 171V170H119ZM127 170H125V172H126ZM136 171V170H135ZM145 171V170H144ZM167 171V170H166ZM185 171V170H184ZM77 172H78V170H77ZM84 171H82V173H83ZM87 172V171H86ZM110 172V173H109ZM121 172V171H120ZM137 172V171H136ZM139 173H140V171H138ZM150 172H152V169H151V171ZM150 172L148 173L149 175H150ZM159 172H160V170H159ZM181 172V171H180ZM179 172V173H180ZM261 172H263V171H261ZM68 173H69V171H68ZM72 173V172H71ZM88 173V172H87ZM90 173V172H89ZM258 172H256V174H257ZM5 174V175H4ZM137 174V173H136ZM165 174H166V172H165ZM170 174V173H169ZM168 174V175H169ZM172 174V173H171ZM253 174V173H252ZM261 174V173H260ZM82 175V174H81ZM85 175V174H84ZM124 175V174H123ZM122 175V176H123ZM127 175V174H126ZM153 175V174H152ZM253 175H255V174H253ZM261 175H263V173L261 174ZM14 176V177H15ZM135 176V175H134ZM151 176V175H150ZM155 176V175H154ZM153 176V177H154ZM156 176H158V174L156 175ZM160 176V178H161V176L162 175H159ZM178 176V175H177ZM193 176H195V175H193ZM197 176V175H196ZM199 176V175H198ZM210 176V175H209ZM256 176V175H255ZM258 176H259V174H258ZM61 177H62V175H61ZM87 177V176H86ZM89 177V176H88ZM128 177V176H127ZM145 177H149L148 175L147 176H145ZM152 177V179H154V178H156V177H154L153 178ZM63 178V177H62ZM61 178V179H62ZM68 178V177H67ZM83 178V177H82ZM141 178V177H140ZM151 178V177H150ZM158 178V177H157ZM156 178V179H157ZM166 178V177H165ZM193 177L191 176L190 178H189V180L190 179H192ZM195 178V177H194ZM198 178V179H197ZM196 178V180L194 181V183H193V181H191L193 184H191L190 183V181L188 182L189 184H191V186L189 185L188 186V188L189 189H194V188H196V189H200L201 188V190H203V192H205L207 195L209 194V196L210 195H213L214 194V192H213V190L215 189L214 188V186H218V185H216L217 183H219V187H220V184H222V183H220V177H219V181L217 180V179H213V178H210V177H207V175L206 176H200V177H197ZM216 178V177H215ZM218 178V177H217ZM264 178V177H263ZM43 179H47L48 180V185L46 184V187H48V188H45L46 190L47 189H49V188H57L56 190V192H59V193H57L55 196H53V197H50V198H48L49 196H45L44 194H43V192H44V190L45 189H43L42 188V186L40 185V184H44V183H40V181L42 180V182H43ZM69 179V180H70ZM87 179H89V178H87ZM142 179H143V177H142ZM152 179H150V181L152 180ZM155 179V180H156ZM174 179V178H173ZM186 179V178H185ZM262 179V178H261ZM121 180V179H120ZM122 180L123 181H125L123 178H122ZM122 180H121V184H120V182H119V184L120 185H122ZM140 180V179H139ZM157 180H159V179H157ZM179 180V179H178ZM230 180V179H229ZM83 181V180H82ZM87 181V180H86ZM146 181V180H145ZM145 181H144V179H143V182L145 183ZM149 181V180H148ZM161 181V180H160ZM222 181V180H221ZM228 181V180H227ZM254 181V180H253ZM255 181H257V180H255ZM31 182H33L32 183V185H33V187H32V185H31V187H28V189H26V188H23V185L25 184V185H29L28 183H30L31 184ZM103 182V181H102ZM113 182V183H114ZM133 182V181H132ZM152 182V181H151ZM155 182V181H154ZM157 182V181H156ZM167 182V181H166ZM223 182H226V180L224 181L223 180ZM46 183H47V181H46ZM86 183H88V182H86ZM109 183V184H108ZM124 183V182H123ZM130 183V182H129ZM128 183V184H129ZM147 183V182H146ZM150 183V182H149ZM159 183V182H158ZM174 183V185H175V182H173ZM180 183V182H179ZM178 183V184H179ZM186 183V182H185ZM253 183H255V182H253ZM257 183V182H256ZM259 183H260V181H259ZM258 183V184H259ZM38 184H39V186H41V187H39V188H41V189H39V190H41V192L37 189V186H38ZM136 184V183H135ZM139 184V183H138ZM150 184H152V183H150ZM157 184V183H156ZM166 184V183H165ZM169 184L171 185V182H169ZM178 184L176 183V185H175V187L177 188V186H178ZM263 184H264V182H263ZM24 185V186H25ZM86 185V184H85ZM88 185V184H87ZM86 185V186H87ZM119 185V186H120ZM134 185V184H133ZM147 185H148V183H147ZM166 185H168V182H167V184ZM166 185H163V186H165V188H166ZM180 185H181V183H180ZM183 185V184H182ZM181 185V186H182ZM188 185V184H187ZM225 185V184H224ZM228 184H226V186H227ZM257 185V184H256ZM84 186V185H83ZM114 186V184L112 185V187ZM117 185H115V187H116ZM124 186V185H123ZM127 186V185H126ZM152 186V185H151ZM161 186V185H160ZM162 186V187H163ZM226 186L224 187V188H226ZM26 187V186H25ZM34 187H36V189L34 188ZM43 187H45V186H43ZM111 187V188H112ZM121 187V186H120ZM136 187V186H135ZM149 187H150V185H149ZM148 187V188H149ZM157 187H158V185H157ZM161 187V188H162ZM171 187H173V185L171 186ZM179 187V186H178ZM183 187V186H182ZM181 187V188H182ZM221 187L223 188V184L221 185ZM34 188V189H33ZM117 188V187H116ZM124 188V187H123ZM126 188V187H125ZM128 188V187H127ZM148 188H147V190H148ZM167 188L169 189V186H167ZM175 188V189H176ZM180 188V187H179ZM187 188V187H186ZM185 188V189H186ZM222 188H218L217 187V190L219 189V191H220V189L222 190ZM233 188V187H232ZM70 189V188H69ZM108 189V190H109ZM119 189V188H118ZM121 189V188H120ZM133 189V188H132ZM151 189H153V188H151ZM155 189H157L158 190V188H155ZM171 189V188H170ZM198 189V190H199ZM45 190V191H46ZM101 190V189H100ZM114 190V189H113ZM117 190V189H116ZM124 190V189H123ZM131 190V189H130ZM129 190V191H130ZM165 190H167V189H165ZM165 190H164V192H165ZM188 190V189H187ZM186 190V191H187ZM195 190V189H194ZM201 190H199V191H201ZM224 190V189H223ZM233 190V189H232ZM232 190H230V188H229V186H228V190L227 191H224V193L222 192V191H220V192H222L223 194L222 195H220V196H218V197H216V195L214 194L213 196H215V198H216V200L214 199V201H216V202H218L220 199H222V198H224V196H229V195H231V192H232ZM74 191V190H73ZM73 191H70L69 190V192H67V194L70 196L71 195V193L73 192ZM107 191V190H106ZM125 191H126V189H125ZM152 192H153V190H151ZM156 191V190H155ZM154 191V192H155ZM160 191V190H159ZM162 191V190H161ZM160 191V192H161ZM171 191H174V188H173V190H171ZM184 191V190H183ZM239 191V190H238ZM121 192H123L122 190H121ZM131 192V191H130ZM134 192V191H133ZM157 192V191H156ZM163 192V191H162ZM190 192V191H189ZM188 192V193H189ZM193 192V191H192ZM192 192H190L191 193V196L193 195L192 194ZM247 192V191H246ZM251 192V191H250ZM46 193V192H45ZM49 193V192H48ZM109 193H112V192H109ZM115 193V192H114ZM117 193V192H116ZM129 193V192H128ZM166 193V192H165ZM168 193V192H167ZM169 193H170V191H169ZM194 193V192H193ZM202 193V192H201ZM201 193H197L196 194V196L198 195V194H201ZM213 193V194H212ZM233 193V192H232ZM63 195V197L65 196H68V195ZM131 194V193H130ZM133 194V193H132ZM162 194H164V193H162ZM177 194V193H176ZM186 194V193H185ZM236 194V193H235ZM247 195H248V193H246ZM252 194V195H251ZM250 195L251 196H249V197H253L254 199H260V201H262L261 203L264 205V186L263 185H260L259 187H258V189L256 190V191H253L252 193H251ZM147 195H148V193H147ZM149 195H153V194H149ZM148 195V196H149ZM160 195H161V193H160ZM166 195V194H165ZM175 195V194H174ZM188 195V194H187ZM205 195V194H204ZM234 195V194H233ZM237 195H239V194H237ZM68 196V197H69ZM102 196H103V194H102ZM119 196H120V194H119ZM130 196V195H129ZM137 196V195H136ZM190 196V194H189V197H191ZM195 196V195H194ZM195 196V197H196ZM198 196H200V195H198ZM197 196V197H198ZM203 196V195H202ZM213 196H211L212 198H214ZM246 196V195H245ZM151 197V196H150ZM168 197V196H167ZM221 197V198H220ZM229 197H232L233 198V196H229ZM228 197V198H229ZM234 197H235V195H234ZM236 197H239V196H236ZM248 197V198H249ZM83 198L84 199H87V202H90V195H87V194H84L83 195ZM109 198V197H108ZM115 198V197H114ZM136 198V197H135ZM140 198V197H139ZM139 198H137V199H139ZM152 198V197H151ZM179 198V197H178ZM188 198V197H187ZM209 198V197H208ZM65 201H63V200ZM68 199V198H67ZM117 199H118V197H117ZM140 199H143V197L142 198H140ZM170 198H168V200H169ZM175 199V198H174ZM183 199V198H182ZM194 198H192V200H193ZM197 199H199V198H197ZM202 199V198H201ZM201 199H199V200H201ZM249 199H252V198H249ZM115 200V199H114ZM155 200V201H154ZM176 200V199H175ZM180 200V199H179ZM226 200V199H225ZM229 200H232V199H229ZM235 200V199H234ZM236 200H238V198H236ZM63 201V202H62ZM84 201V200H83ZM122 201V200H121ZM132 201V200H131ZM135 201V200H134ZM165 201H167V200H165ZM177 201V200H176ZM221 201V200H220ZM258 201V200H257ZM259 201V202H260ZM82 202V201H81ZM91 202H92V200H91ZM124 202V201H123ZM159 202V201H158ZM198 202V201H197ZM196 202V203H197ZM207 202V201H206ZM213 201H211V203H212ZM227 202V201H226ZM232 202V201H231ZM240 202V199H239V201L237 202V203H239ZM63 203V204H62ZM93 203V202H92ZM117 203H119V202H117ZM127 203V202H126ZM125 203V204H126ZM136 203V204H135ZM175 203V202H174ZM199 203V202H198ZM197 203V204H198ZM202 203V202H201ZM234 203V202H233ZM247 203H248V201H247ZM106 204V203H105ZM161 204V203H160ZM164 204V203H163ZM163 204H161V206L163 205ZM210 204V203H209ZM215 204V203H214ZM228 204V203H227ZM71 205V204H70ZM79 207H78V206ZM89 206H93V204H88ZM121 205V204H120ZM121 205V206H122ZM200 205V204H199ZM198 205V206H199ZM211 205V204H210ZM216 205H218L217 203H216ZM18 206V205H17ZM17 206H16V208H17ZM126 206H128V204L126 205ZM178 206V205H177ZM190 206V205H189ZM192 206V205H191ZM193 206H194V204H193ZM202 206V204L200 205V207ZM206 206V205H205ZM204 206V207H205ZM212 206H213V204H212ZM212 206H209V207H212ZM219 206V205H218ZM217 206V207H218ZM230 206V205H229ZM232 206V205H231ZM230 206V207H231ZM235 206L237 207L238 205H236V202H235ZM234 206V207H235ZM248 206H251V205H248ZM19 207V206H18ZM90 207V208H91ZM133 207V208H132ZM166 207V206H165ZM170 207H171V204H170ZM175 208H176V204H175V206H174ZM199 207V208H200ZM203 207V206H202ZM208 207V206H207ZM220 207V206H219ZM218 207V208H219ZM221 207H224V205L223 206H221ZM71 208V207H70ZM108 208H110L111 210H109ZM180 208V207H179ZM206 208V207H205ZM214 208H215V206H214ZM226 208H228V206L226 207ZM239 208V207H238ZM50 209H53V208H50ZM69 209V208H68ZM169 209H171V208H169ZM174 209V208H173ZM176 209H178V208H176ZM176 209H174V210H176ZM187 209H190V208H187ZM192 209V210H191ZM190 209V212H186L185 214L183 213V214H181L182 216H179L178 217V215H177V213H176V218L175 219H170L167 215L169 214V213H167V219L169 220H167L166 219V216L163 218V219H161L162 221H163V223H160L159 222V225H163L164 223H166V221H168L167 222V227H165L164 228V230L163 231H165V232H163L162 231V233H166V231H167V237H169L168 239H167V241H172L173 240V242L175 243V244H179V243H181V247L183 246L182 245V243L183 244H185V241L184 242H182L183 241V239L185 240V238H186V242H187V240H188V242H192V241H189V239H190V237L191 236H189V235H194L193 233H195V231L192 229L191 230V226L190 225H188V224H185L187 221H189L188 219L187 220H182L183 218H185V217H187V218H189L188 217V215H187V213H193V208H191ZM221 209V208H220ZM225 209V208H224ZM224 209H222V210H224ZM233 209V208H232ZM247 209V208H246ZM4 210V209H3ZM174 210H173V212H174ZM203 210V209H202ZM207 210H209V208H207ZM206 210V211H207ZM212 210L214 211V209H211V212H212ZM221 210V211H222ZM228 210V209H227ZM240 211H241V209H239ZM81 211V212H80ZM113 211H114V213L116 214H113V216H112V214L111 213H113ZM169 211V210H168ZM183 211H184V209H183ZM186 211V210H185ZM188 211V210H187ZM192 211V212H191ZM204 211H205V209H204ZM205 211V213H210V211L209 212H206ZM216 211V210H215ZM221 211H219V212H221ZM226 211V210H225ZM229 211H230V208H229ZM240 211H238L237 210V212L239 213ZM247 211H248V209H247ZM253 211V210H252ZM8 212H9V210H8ZM86 212V211H85ZM176 212V211H175ZM177 212H178V210H177ZM199 212H201V211H199ZM223 213H224V211H222ZM227 212V211H226ZM226 212H225V214H226ZM236 212V211H235ZM242 212V211H241ZM244 212V211H243ZM242 212V213H243ZM5 213V212H4ZM4 213H2V214H4ZM61 213V214H62ZM163 213H165V214H163ZM222 213V214H223ZM241 213V214H242ZM204 214V213H203ZM228 214H229V212H228ZM236 214V213H235ZM54 215V214H53ZM170 215V214H169ZM175 214H173L172 216H171V218L174 216ZM180 215V214H179ZM191 215V214H190ZM189 215V216H190ZM205 215V214H204ZM203 215V216H204ZM208 214H206V216H207ZM213 217H215L214 216V214H211ZM219 216L221 215V213L220 214H218ZM240 215V214H239ZM239 215H237V217L239 216ZM242 215H244V213L242 214ZM242 215H240V217L242 218ZM91 216V215H90ZM90 216H88V217H90ZM93 216H94V212H93ZM199 216V215H198ZM197 216V217H198ZM219 216H217V217H219ZM228 216H230V215H228ZM245 216V215H244ZM243 216V217H244ZM92 217V216H91ZM94 217H96V215L94 216ZM195 217V216H194ZM202 217V216H201ZM201 217H200V219H201ZM211 217V216H210ZM224 217V216H223ZM233 218H235L234 216H232ZM236 217V218H237ZM97 218V217H96ZM96 218H92V221H93V219H95V221L97 222V220H96ZM180 218V219H179ZM206 219H207V217H205ZM222 218V217H221ZM225 218V217H224ZM230 218V217H229ZM239 218V217H238ZM91 219V218H90ZM102 219V218H101ZM195 219V218H194ZM193 219V220H194ZM199 219V220H200ZM203 219V222L204 221H206V220H204V218H202ZM209 219V218H208ZM211 219H212V217H211ZM219 219V218H218ZM217 218L215 219V220H218ZM242 219H244L243 221H245L246 220V222L244 223V222H241L240 224H244V225H240L239 224V222L240 221H238V225L236 224V228H235V230H233V232H229V233H231L230 235H231V238L229 237V239H227L226 237V239H223V237H222V239L224 240H221V241H219L218 242V240H217V242L216 243H214V242H210V243H204L205 245L207 244H210L208 247H207V249L203 252V251H201L200 253H199V251L197 252L196 250V247H194L196 250L195 251H193L194 249L193 248H191V246L192 245H190V246H186V247H190L189 248V252H190V254H191V252L193 251V255H190L189 253V257L188 258H185V260L186 261H188V259H190L189 260V262L187 263L186 261L184 262V263H181V261H180V258L178 259V260H176L177 262L179 261L180 263H177V264H264V228L263 229H261V225L259 224V223H262V222H259L258 221V219H255V217H249V218H246L245 219V217L244 218H242ZM241 219V220H242ZM153 220V221H152ZM160 220V221H161ZM221 220V219H220ZM234 220V219H233ZM232 220V221H233ZM262 220L264 221V218H262ZM86 221V222H85ZM186 221V222H185ZM196 221V220H195ZM194 221V222H195ZM209 221V220H208ZM211 221V220H210ZM229 221H231V219H229ZM236 221V220H235ZM150 222V223H151ZM153 222V224L154 225H156L155 223ZM158 222V221H157ZM194 222H191V223H193L192 225H193V227L195 226L194 225ZM198 222V221H197ZM201 222V221H200ZM199 222V223H200ZM259 222V223H258ZM40 223V222H39ZM220 223V222H219ZM237 223V222H236ZM152 224V223H151ZM189 224H190V222H189ZM209 225L208 226H210V223H208ZM213 221H212V223H211V226H213V225H218V223L217 224H213ZM255 224L256 225H260L259 226V228L261 229V230H259V228L257 229V230H255L254 231V227H255ZM38 226L40 225V224H37ZM150 225V224H149ZM157 225H158V223H157ZM156 225V226H157ZM200 225H201V223H200ZM200 225H198V226H200ZM37 226V227H38ZM152 226V225H151ZM189 226H190V229H189ZM202 226V225H201ZM207 226V227H208ZM263 226H264V224H263ZM2 227H4V226H2ZM36 227V226H35ZM76 227V226H75ZM153 227V226H152ZM155 227V226H154ZM205 227V226H204ZM219 227H220V225H219ZM151 228V227H150ZM167 228V230H165ZM196 228V227H195ZM232 228V227H231ZM5 229V231H6V228H4ZM11 229V228H10ZM81 229V228H80ZM201 230V227H199L198 229H196V230H198V231H200ZM203 229V228H202ZM217 229H219V228H217ZM221 229V228H220ZM219 229V230H220ZM37 230V229H36ZM44 230H45V228H44ZM150 230V229H149ZM154 230V229H153ZM160 230V229H159ZM215 230H216V228H215ZM219 230L217 231V232H219ZM228 230V229H227ZM194 231V232H193ZM197 231V232H198ZM203 231V230H202ZM201 231V232H202ZM211 231V230H210ZM225 231V230H224ZM229 231H231V230H229ZM161 233V232H160ZM162 233L161 234H159V232H158V234L159 235H162ZM213 233V232H212ZM221 233V232H220ZM225 233V232H224ZM223 233V234H224ZM18 234V233H17ZM158 234H156V235H158ZM196 234V233H195ZM200 234V233H199ZM214 234H216V232L214 233ZM8 235V234H7ZM6 235V236H7ZM10 235H11V233H10ZM9 235V236H10ZM156 235H155V237H156ZM196 235H198V234H196ZM195 235V238L197 237ZM202 235H204V234H202ZM201 235V236H202ZM220 235V234H219ZM218 235V236H219ZM229 234H228V236H230ZM13 236V235H12ZM163 236V235H162ZM165 236V235H164ZM175 236V238H173ZM205 237H206V235H204ZM15 237V236H14ZM17 237V236H16ZM20 237V236H19ZM18 237V238H19ZM160 237V236H159ZM187 237H189L188 239H187ZM193 237V236H192ZM199 237H200V235H199ZM204 237V238H205ZM215 237V236H214ZM220 237H221V235H220ZM36 238V237H35ZM165 238V237H164ZM201 238V237H200ZM203 238V237H202ZM208 238V237H207ZM206 238V239H207ZM216 238V237H215ZM215 238H214V240H215ZM8 239H9V237H8ZM16 239V238H15ZM33 239H34V237H33ZM197 239V238H196ZM199 239V238H198ZM212 239V238H211ZM210 239V240H211ZM10 240V239H9ZM209 240V238H208V241H210ZM220 240V239H219ZM201 241V240H200ZM187 242V243H188ZM196 242H198V241H196ZM203 242V241H202ZM205 242H206V240H205ZM5 243H7V242H5ZM19 243V242H18ZM100 243V242H99ZM96 244V245H95ZM162 244H164V243H162ZM162 244H160V245H162ZM173 244V243H172ZM171 244V245H172ZM193 244V243H192ZM200 244V243H199ZM2 245H3V243H2ZM5 245V244H4ZM15 245V244H14ZM20 245V244H19ZM103 245V244H102ZM165 245V244H164ZM189 245V244H188ZM197 245V244H196ZM6 246H8V245H6ZM104 246V245H103ZM167 246H169V245H167ZM177 246V245H176ZM176 246H174V247H176ZM195 246V245H194ZM200 246V245H199ZM11 248H14V246L12 247V246H10ZM20 247V246H19ZM96 247H98V248H96ZM180 247V248H181ZM184 247V246H183ZM193 247V246H192ZM201 247V246H200ZM205 247V246H204ZM105 248V249H106ZM167 248V247H166ZM165 248V249H166ZM170 248V246L168 247V249ZM199 248V247H198ZM206 248V247H205ZM0 249H2V247L0 248ZM101 250H103V248H100ZM99 249V250H100ZM170 249H172V248H170ZM182 249V248H181ZM192 249V250H191ZM203 249V248H202ZM10 250V249H9ZM12 250V249H11ZM11 250H10V252H11ZM18 250V249H17ZM95 250V251H94ZM156 250H158V251H155ZM180 250V249H179ZM184 250H185V248H184ZM188 250V249H187ZM186 250V251H187ZM199 250H201V249H199ZM6 251V250H5ZM13 251V250H12ZM92 251H94V252H92ZM159 251H160V253H161V251H162V256H163V258L162 257H160L161 256V254H159L158 255V253H159ZM176 251H178V250H176ZM181 251V250H180ZM185 251V252H186ZM154 252L155 253H157V255L156 254H154ZM171 252V251H170ZM197 252V253H196ZM13 253V252H12ZM15 253V252H14ZM94 253V254H93ZM175 253H177V252H175ZM187 253V252H186ZM196 253V254H195ZM4 254V253H3ZM9 255L11 254V253H8ZM174 254V253H173ZM180 254V253H179ZM1 255V254H0ZM4 255H6V254H4ZM14 255H16V254H14ZM13 255V256H14ZM48 255H49V253H48ZM47 255V256H48ZM156 255V256H155ZM181 255V254H180ZM187 255V254H186ZM13 256H11V257H8V258H12ZM17 256V255H16ZM20 256V255H19ZM94 256H96V255H94ZM103 256V257H104ZM167 256V255H166ZM176 256V255H175ZM179 256V255H178ZM188 256V255H187ZM2 257V256H1ZM4 257V256H3ZM22 257V256H21ZM169 257V256H168ZM181 257V256H180ZM14 258V257H13ZM12 258V259H13ZM16 258H18V257H16ZM27 258V257H26ZM74 258V257H73ZM167 258V257H166ZM177 258V257H176ZM3 259V258H2ZM147 259H149V262H144V261H146ZM182 259V258H181ZM17 260V259H16ZM19 260V259H18ZM48 260V259H47ZM74 260V259H73ZM72 260V261H73ZM151 260V261H150ZM183 260H184V258H183ZM14 261V260H13ZM35 261V260H34ZM171 261V260H170ZM169 261V263L171 264V262ZM174 262H175V259L173 260ZM5 262V261H4ZM7 262V261H6ZM60 262H62V261H60ZM59 262V260L57 261H55V260H48L47 262H43V261H35V263L36 264H61ZM173 262V263H174ZM9 263V262H8ZM15 263V262H14ZM34 263V262H33ZM63 263V262H62ZM11 264V263H10ZM18 264V263H17ZM27 264V263H26ZM175 264V263H174Z\"/></svg>",
    "mask_w": 264,
    "mask_h": 264
}]
</instances>
